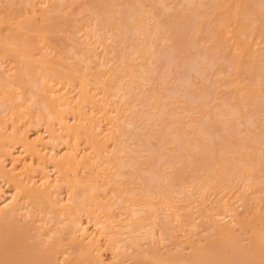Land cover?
<instances>
[{"label": "rangeland", "instance_id": "rangeland-1", "mask_svg": "<svg viewBox=\"0 0 264 264\" xmlns=\"http://www.w3.org/2000/svg\"><path fill=\"white\" fill-rule=\"evenodd\" d=\"M56 1H54V0H0V42H1L0 43L1 44L0 45V135H1L0 136V142H1L0 143V150H1L0 151V206L3 205L2 207H0V209L5 207L6 203L11 201V199L14 196L13 194L16 191L14 182L12 180H10L11 178H10V176L8 174V172L11 171V170L15 174H17L18 177H20V178H24V179L25 178L26 179L30 178L31 181L37 180L36 182L38 183V185L43 184L45 176L47 175V177H46V179L48 178L47 182H48V180H49V182L53 181V183H50V184H53V185H51L53 187L50 188L51 195L53 194L52 197L54 199H56V200L60 199L59 201H62V199H63V202L62 203L60 202L62 205H65V204L67 205V203H68V205L72 206V203L73 204L76 203V205H78L79 207L74 204L73 208H75L76 211L74 212L73 209L72 210L70 209L74 213L69 210L71 213L69 212L68 213L69 215L68 214L67 215L64 214V216H63V214L60 215L61 213H57V211H54L53 207L50 206L51 204L50 205H48V203H45V204H42V203L39 204L38 203V204H36V202L34 200H32V198H28V197L24 198L21 201L22 208L18 212L19 214L17 213L15 216H13V219L15 218L14 219L15 221L14 220L13 221H14V225L16 224V227L15 226H13V228L10 227L9 231H8L9 226L7 225V228L5 227L6 228L5 232L7 230V234H3V235L4 236L6 235L8 237L10 243H6L7 245L2 246V247L0 246V255L2 256V259H3V260H1L0 264H2V263L6 264V263L9 262V260H11V261L8 264H10V263L13 264L16 261H21V259L19 260L17 257H19V258L23 257L24 258L23 259L24 262L21 261V263L23 262L22 264H28V263H30L32 261V259L36 261L35 263H33V261H32L33 264H39L38 262L42 263L43 261H45V262H43V264H45L46 263V259H45L46 256H44L45 255V251L44 250H46V249H51V250L53 249L52 251H54V254L56 255V256L54 255L55 258L58 259V260H56V262L58 261V264H65V263L66 264H130L133 261L132 259H134L133 256L134 255L135 256L136 255L139 256L138 254H141V252L143 250L145 251V254L148 252L147 255H150L149 253H151V256L152 255H156L157 253H161L160 254L161 257H166L165 254L168 253V252L170 254V253H172V251H173V254H176L177 253V252H175L176 250L179 251V252L182 251V254L183 253L188 254L189 252L192 251V248L194 246H205L207 241H209V243H211L210 241L212 240L211 239L212 235H213L212 237H213L214 240H215V238H214L215 236H217L216 239H221L222 238V237L218 238V236L219 237L222 236L221 233L219 234V231H218L219 227L218 228L216 227L218 230H216L214 228L216 225L214 226L213 224H215L216 222L221 223L222 224V225L220 224L221 227L224 225V223H226L227 225H231V226H229L230 228L232 226L234 227V229L237 228L236 230H238V232L236 230L232 229L233 231H235L236 235L238 234L239 237L241 235L242 238L245 235L247 236V237L245 236L243 239L240 238L241 239L240 241L242 243L247 241L248 239H245V238H248V233L250 235L251 231L249 230V228L246 227L245 224L247 222H251L252 219L256 220L258 218L261 219L260 221L264 222V169H263V167H264V147H262L263 145L261 146L260 144H258V146H257V143L255 144V142H254L258 138V134L262 133L261 130L262 129L264 130V121H263V118H264V115H263L264 114V102H262V100H260L259 98H257V100L256 99L252 100L251 98L253 96L256 98V96H255L256 94H252L251 95L252 97L250 96L249 98H242V96L245 94V91H243L244 92L243 93L242 90L237 91L236 89L234 90V88L238 84H245V83L254 82L253 84L258 83L259 85L258 84L257 85L255 84V85L257 86V88L259 86L258 89H260V90H262L264 92V89H263L264 88V85H263V83H264V74H263L264 73V67L262 66V65H264V25H263L264 19H263V17H261V15L255 13L256 11L258 12V9L261 10L258 13H260V14L262 13V8L264 7L262 2L264 0L263 1L262 0H259V1L258 0H240V1L238 0L239 3H237V0H199L200 2L198 0H193L195 2L190 0L193 3L190 2L189 0H184V1L183 0H142V1L139 0V2H137L138 0H133V1L131 0L133 2V4L131 3L132 5H136V7L140 8L141 11L145 10V14L144 13L143 14H144V16L146 15L145 17L147 19L145 18L144 21L147 20V21H145V23L148 24V27H149V30L147 31V34H145V38H146L145 41L147 40L148 45L144 46V51H147V52H144V53L142 52L141 55L140 54L138 55L139 57L135 56L136 57V59H135L136 62H134V63H136V65L134 67L130 66V64H132V62H130V64L126 66V68L128 69L127 70L128 72H131V69H132V72H135V74H136V78L138 77L137 80H135V84H134V87H133L135 90L133 88H131L133 90H130V92H128L125 96H124V94L122 95V90H120L118 92L120 97L117 95L116 98H115L114 95H109V96H107L109 99L106 97V94L108 93L107 91H105V93H106L105 94V99H104V94H103V89L105 87L103 85V82L108 80L109 77H110L109 76L110 74L108 75V71L109 70L107 71V73L105 72L106 69H108L109 67H107L105 65L102 66V65H103L104 61H105V63L107 62V64H109L110 66L116 65V64L118 65L119 62L117 61V56H115V55H120L119 53H120L121 50H122L121 51L122 53L125 52L124 51L125 48L130 49L132 44H133V42H135V40H136L135 38L137 37L136 36L137 31L134 32L133 28L129 29L130 26H129V28L128 27L124 28V26H126L128 24V22L130 24L131 23L130 21L133 20V19L131 20L129 17L127 18L128 20L126 19L127 15H128L126 13V11L127 10L130 11L131 8H132L130 3H129V1L127 2L126 0H120L118 2L117 0H113L114 1V3H113L112 0H109V1H112V5L113 6L112 5L110 6L111 3H108L109 1L106 2L107 4L103 6L104 8L108 7V8L112 9V10L110 9V11L107 13L109 17L112 16L111 19L113 18L114 15L116 16V17H114L112 19L113 27H114V28L112 27V29L113 30L115 29V30L111 31V32H112L113 36H114V34H115V37H116V35H118V36L116 38L113 37L114 40H112V41H111V39H112L111 36L109 37V35H108V34H111V33H109L105 27H103V29L101 28L104 25L101 24V23H99V24L95 23L97 21L99 22L98 19H100L99 18L100 17L99 13L101 12L100 11L101 9H99V12H98V8H100V6L98 4L95 5V7L97 8V11L95 10L96 9L95 7H94L93 11H92V8L91 9L89 8L91 5L92 6L94 5V1H97L99 3H100V1H102V3H103L104 2L103 0H93V1L91 0L93 2V4L88 2L90 0H62V1L61 0L60 1L56 0ZM115 1H117V2L115 3ZM187 1H189V3ZM28 2H29V4H28ZM87 2L89 4H91V5H89ZM241 2L243 4H241ZM139 3H140L141 6L139 5ZM122 4H123V6H122ZM58 5H60V6H58ZM159 5H162V8L168 14H165V12L161 8V6L158 8V11H157V7ZM167 5H168L169 9H168ZM178 5H180V6H178ZM258 5L259 6L261 5L262 8L258 7ZM87 6H88V8H87ZM101 6H102V4H101ZM129 6H130V8H129ZM181 6H184V7H181ZM239 6H241V7H239ZM103 7H102V9L105 11L106 8L104 9ZM234 7L236 8V10L234 9ZM255 7H257L258 9L257 8L255 9ZM138 8H136V9H138ZM146 8H148L149 11ZM171 8L175 9V10H172ZM177 8L180 9L179 10L180 12L178 11ZM122 9L124 10V12L127 15L124 12H122ZM160 9H162V10H160ZM183 10H184V14L186 12V14L188 16L186 14L183 15ZM229 10L234 15L230 14ZM238 10H239V12H238ZM104 11H102V12H104ZM129 11H127V12H129ZM152 11L154 12V14L152 13ZM171 11L172 12L174 11V13H172ZM235 11H237V12H235ZM96 12H98L97 15H96ZM114 12H115V14H113ZM201 12H202V14H200ZM175 13H176V15H175ZM236 13H238L239 17H236L237 16ZM164 14H165V18H164ZM170 14L173 16V18H172V16L170 18H168V16ZM227 14H228V16H227ZM194 15H197V17H193ZM123 16L128 22L121 18ZM174 16H176V17H174ZM240 16H242V17H240ZM188 17H190L189 20L187 19ZM115 18H118L117 21H115ZM160 18H162L163 20L160 19ZM176 18H178V20ZM183 18H185V20ZM224 18L227 21L229 20L228 23L225 20L226 25L228 26V27L227 26L225 27L226 31H224L225 29L222 30V27H221V26L225 25V22L224 23L222 22V21H224ZM120 19L124 20L127 24H124L125 22H123ZM129 19H130V21H129ZM157 19H160L161 21L160 20L156 21ZM164 19H166V21H168V22H166L167 25H165V28L163 26L164 24H162V23H165ZM235 19H237V21H239V23H243V21L247 20V22L246 23L244 22V24H245V28H246L245 30H248V31L242 30V32H244V33H241V30H239V28H238V30L240 32V34H239L237 29H236L237 22L235 23V21H236ZM191 20L193 22H191ZM195 20H197V21L195 22ZM90 21L91 22L94 21V23L93 22L91 23ZM114 21H115L116 24L114 23ZM184 21H185L186 24L184 23ZM121 22H123L124 25ZM173 22H175L174 24L177 23L176 24L177 26H175L173 24ZM159 23H160V25H159ZM201 23H203V24H201ZM249 23H251V25ZM93 24L95 26H93ZM96 24H97V26H96ZM170 24L173 25V26L171 25L172 28L174 27L173 29H171V27L169 26ZM183 24H185L188 28L185 25H183ZM193 24H194V26H193ZM200 24H201V26H200ZM99 25H100V27H99ZM122 25H123V27L121 28ZM132 25H133V23H132ZM132 25H131V27H133ZM161 25H162V27H161ZM188 25H190V26H188ZM150 26H152V27H150ZM93 27L94 28L96 27L95 30L93 29ZM118 27H120V28H118ZM210 27H212V28H210ZM104 28L106 30H104ZM151 28H153V29H151ZM99 29L101 31L103 30V32L104 31L108 32V33L104 34L105 37L107 36V38L108 37L111 38L110 40L108 38L109 42H107V40H106V43L107 44L109 43L108 45L105 44V42H103V40L101 41L98 38V33L97 32H98ZM120 29H123V30H120ZM124 29H126V30H124ZM207 29H209V30L206 31ZM231 29H232V31H231ZM218 30H220V31H218ZM221 30L226 35L224 33H223L224 34L223 35ZM228 30H229V32H228ZM91 31H93V32L97 31L96 32L97 36L95 35V33L91 32ZM180 31H182V32H180ZM133 33H135V34H133ZM204 33L207 36H205ZM234 33H236V34H234ZM218 34L219 35L221 34V35L219 36ZM146 35H148V36H146ZM185 35H187V36H185ZM198 35H199V38H198ZM235 35H236V37H235ZM122 36L124 38L123 40L120 39V38H122ZM132 36H136V37H132ZM152 36H154V37H152ZM181 36H182L183 39L186 38L185 39L186 43H185V40H184L183 41L184 44L183 45L181 44V47L185 46V48H177V47H175L177 45H175V46L173 45V43L177 44L175 39L177 40L180 37V40H181ZM221 36H222V38L224 37V39H223L224 42L222 41ZM151 37L154 38V39H152ZM216 37L220 38V41H219V39L217 40ZM226 37H228V39ZM239 37H241L242 40ZM147 38L151 39L150 40L151 43L149 42V40ZM163 38H164V40H163ZM232 38H236L235 39L236 41L234 39L232 40ZM132 39H135V40H132ZM1 40L4 41V43H3L4 45L2 44ZM159 40L161 42H159ZM243 40H244L245 43L248 42V44L246 45V46H248L247 47L248 49H246V47H243V46H239L238 47V45L243 43ZM99 41H101V42L99 43ZM172 41H174V42L172 43ZM215 41H217V42L219 41L220 44H218ZM231 41H233V43ZM238 41H239V43H236ZM152 42L154 43V45H152L153 44ZM124 43H125V45H124ZM245 43H243L242 45L245 46ZM84 44H86V45H84ZM144 44H146V43H144ZM149 44L152 46V48H150L151 46ZM170 44L173 45V46L172 45L171 46L174 49L176 48L175 49L176 51L170 52L171 49H172ZM106 45H107V48L105 47ZM109 45H110L111 48L108 47ZM85 46H87L88 48L85 47ZM121 46H123V47H121ZM214 46H215V48H214ZM223 46H225V47H223ZM211 47L216 49V51L214 49H212ZM241 47L243 49H241ZM5 49H7L8 51L6 52ZM84 49H86L87 51L89 50V51L86 53V51ZM162 49H164V51ZM211 49L214 50V51H212ZM244 49H246L247 52H246V50L244 51ZM14 50H15V52L13 53ZM90 50H91L92 54H91ZM186 50H187V52H186ZM255 50H258V51H255ZM105 51H106V54L104 53ZM127 51H126V54H127ZM150 51H151V53H150ZM155 51H158V52H155ZM210 51H212V52H210ZM188 52H189V54H188ZM97 53L98 54L100 53V54L98 55ZM156 53H159V56H158V54L156 55ZM186 53H187V55H186ZM107 54H109L108 55L109 57L105 56ZM151 54H153V55H151ZM166 54H168L167 55L168 58L166 57ZM170 54L172 56H170ZM254 54H256V55H254ZM26 55L31 60L30 59L28 60L27 59L28 57H25ZM154 55H155V58L157 60L153 57ZM160 55L161 56L163 55V56L161 57ZM243 55H244L245 58L243 57ZM174 56L177 57V58H176V60L172 59L173 62H171V58H174ZM182 56H183V58H182ZM103 57L109 58L110 60L106 59V58L103 59ZM152 57L156 60L155 64H152V63L155 62V61H153L154 59L152 60V63H150ZM206 57H207V59H204L205 60L204 61L203 58H206ZM236 57H238V58H236ZM88 58H89V60H87ZM80 59H81V61H80ZM93 59H95L96 61L93 60ZM199 59L202 60V61H200ZM251 59H253V60H251ZM82 60H83V62H82ZM115 60H116V62H114ZM169 60H170V62H169ZM189 60H191V63H189L190 62ZM195 60H197V61H195ZM234 60L236 62H234ZM240 60H242V63H241ZM25 61L28 64V65L26 64L27 65L26 66V70H25V67L23 66L24 65L23 62H25ZM94 61H95V63H94ZM98 61H99L100 65H99ZM161 61H163V62H161ZM192 61H194V62H192ZM198 61H200L199 64H198ZM244 61H246V62H244ZM39 62H40V64H39ZM112 62H114V63H112ZM201 62H202V65L200 66ZM237 62L241 63L242 67H241V65H239V66L241 67L242 71H244L243 67L245 68V66H247L248 68L246 67L245 70L250 71V72H246V71L242 72V71L238 70L239 66L237 65L238 67H236V65H234V63L237 64ZM22 63H23V65H22ZM90 63L91 64L93 63V65H91ZM165 63L166 64H168V63L170 64L171 63V64L166 66ZM187 63H189V64H187ZM194 63H196L197 66H199V68H201V70L199 68L195 69V68H197V66ZM252 64H253V67H251ZM260 64H262V65H260ZM90 65H91L90 69H92V70H90L89 68L87 69V67H86V66H90ZM137 65L140 66V67H138ZM143 65H145V66H143ZM164 65H165V67H164ZM171 65H172L173 68L171 67ZM175 65H176V67H175ZM180 65H181V67H180ZM185 66L188 67V68H186ZM43 67L44 68H48V69H44V70H52L50 72H53L54 74H57V75H61V77L63 76L62 73L65 72L66 75L68 74L67 75L68 76V80H69V77L71 78V76L74 79V78H77L78 75L84 74L85 72H88V73H92L93 72L92 74H94L96 78H99V79L101 78L102 80L98 79L99 81L97 82L96 78H94V75H93V79H92V75H89V76H91V78L88 76L91 79V82H90L89 78L87 77L88 80H89L88 84L91 83L92 85L91 84L89 86L85 85V86H87V89H85V87L83 89L82 86L79 83H77L78 81L76 79H75V81L72 80L71 81L72 83L70 82L72 84V86H71V84L68 85L69 81H68V83H67V81L66 82L64 81L65 83H67V84H65L62 80H59V79H57L54 76H53V79L46 81L44 79V77H42L43 73L41 71H43ZM94 67L98 68V69H101V68L102 69L101 70H97V69L95 70ZM103 67H105V68L103 69ZM155 67H156V69H155ZM167 67H169V68H167ZM179 67L182 68V69H180ZM234 68L237 69L236 72H235ZM259 68H260L261 71L259 70ZM72 69L76 70L77 73L75 74V73H73V71H70ZM135 69L136 70L138 69L137 70L138 73H136ZM163 69H164V72L161 73L163 71ZM168 70H170V71H168ZM100 71H104L106 74L104 72L102 73ZM144 71H145L146 74L144 73ZM237 71H240V72H237ZM94 72H96V73H94ZM157 72L159 73V76H158ZM166 72H167V74H166ZM99 73H101V74H99ZM124 73L126 74V72H124ZM152 73H154V74H152ZM229 73H230V75H228ZM246 73H249L250 75L246 74ZM163 74L167 75V78H166V76H163V78H164L163 81L161 79V81L163 82L162 83L160 81V78L158 79V77H160V75L162 76ZM254 74H256L257 76H255ZM187 75L189 76V78H188ZM147 76H149L150 78L147 77ZM156 76H158V77H156ZM227 76H228V78H227ZM127 77H125V78H127ZM144 77L146 79H144ZM229 77L231 79H229ZM247 77H248V80H247ZM118 78H116V76H115V78H113V79L115 80V79H118ZM234 78H236V79H234ZM249 78H250V80H249ZM254 79H255V81H254ZM114 80H113V82L109 81L111 83V87L114 84ZM183 80H186V81H183ZM49 81H50V83H49ZM116 81L117 80H115V82ZM178 81H181L183 84L181 82L178 83ZM229 81H230V83H227ZM10 82H11V84H10ZM95 82H97V83H95ZM109 82L107 83L108 85L106 87L110 88V86H109L110 83ZM137 82H138V84H137ZM224 82L227 83V84H225ZM47 83H49V84H47ZM64 84H65L66 87L64 86ZM97 85H99V86L97 87ZM185 85H187V86H185ZM49 86L52 88V91H56L55 93H57V94H55V93H53V95L50 94L51 90H46V88H48ZM142 86H143V88H142ZM50 87L48 89H51ZM138 87L140 89V92H138L139 91ZM167 87H169V88H167ZM170 87L171 88L173 87V88L171 89ZM178 87H179V89H178ZM109 88H107V89H109ZM150 88H151V90H150ZM84 90L87 91L86 92L87 94L91 93L90 96L88 94V96L90 98H87V100H85L86 102L81 100L83 95H84V93H83ZM109 90L112 91V88H110ZM48 91H50V93ZM67 91H68L69 95L66 94ZM143 91H144V93H142ZM152 91L153 92L155 91V92L152 93ZM159 91H161V92H159ZM240 91H241V94H239ZM61 92H62L63 96H62ZM64 92H65L66 95L64 94ZM129 93H131V94H129ZM160 93H162V94L160 95ZM58 94H60L62 96V98H64V96H66L65 100L67 102L64 99H63L64 100L63 101L62 98H59L60 101L62 100L63 102L62 103H57V102H59V100L56 97H61V96H58ZM79 94H80V96L78 97L77 95H79ZM146 94H149V95H146ZM155 94H156V97L158 99L155 97ZM55 95H57V96H55ZM121 95H122V98H121ZM163 95H166V96L163 97ZM76 96H77V98H76ZM133 96H134V98H133ZM150 96H152V98ZM168 96L171 97V99H168L169 98ZM174 96H175V98H174ZM93 97H95L96 100H94L95 102L92 104L91 101H92V99H94ZM142 97L144 98V100H143ZM147 97L150 98V99H148ZM136 98H138L141 102L138 101V99H136ZM154 98L157 99L158 101H160L161 99L162 100L166 99L165 102H167L166 105H167L168 114L172 115V116L170 115V116H168L166 118L168 120H166V122L164 123V127H162L163 126V124H161L162 122L159 123V121L155 120V118H154V117H156V115H155L156 112L155 111L159 110L158 107L160 105V104L157 105L156 102L152 103ZM69 99H70V101H69ZM187 99H188V101H187ZM12 100H13L14 103L11 102ZM50 100H51V102H50ZM56 100H58V101H56ZM132 100H134V101L132 102ZM179 100H180V102H179ZM72 101H73L74 104L72 103ZM130 101H131L132 104L134 103V105L131 106ZM145 101L147 102V104H145L146 103ZM171 101H172V103H171ZM190 101H191V103H190ZM212 101H213V103H211ZM53 102L54 103L56 102V103L54 104ZM64 102L67 103V107L68 108L65 107L66 103H64ZM69 102H71V103H69ZM168 102H170L171 105L168 104ZM181 102L183 103V105H182ZM99 103L100 104L103 103V104L100 105ZM115 103H117L116 106H115ZM7 104H9V106ZM10 104L12 105V107L14 105L16 110L14 109L12 111L13 108L10 107ZM56 104H58V106H55ZM62 104L65 105L64 107L66 109H63V105ZM79 104H82V105H79ZM152 104H154V106H152ZM174 104L176 106H180V108L177 107L178 108L177 109ZM188 104L191 105L192 107L193 106L194 107L191 108V106H189ZM250 104H252V105H250ZM59 105H61V106H59ZM91 105H93L95 108L93 109V106H91ZM110 105H111V107H110ZM112 105H114V106H112ZM184 105H186V106H184ZM212 105H213L214 108H212ZM230 105L231 106H235V107H231ZM52 106H53V108H52ZM69 106H71V109L69 108ZM119 106H121L122 110L125 111V112H123V116L121 117L122 119H124V121L122 119L120 121L123 124L122 126H124V128H123L122 131H120L121 134L118 133V131H117V136H118L117 137L116 134H115L116 132H113L115 130H111V128L112 129H114V128L111 127L113 125H111L112 123H110V121H108V119H110V118L107 117V115L108 116L111 115V116H115L116 117L117 108ZM257 106L258 107L260 106V107L258 108ZM7 107H9V108H7ZM114 107H116V108L114 109ZM138 107H140L142 109H140ZM152 107H153V109H152ZM174 107H175V109H174ZM236 107H237V111L233 110V109H236ZM72 108H73V110H72ZM80 108H81V110H80ZM137 108L139 109V111H138ZM194 108L197 109V110H195ZM228 108L229 109L232 108L233 111L232 110L230 111ZM131 109H135V110H131ZM170 109H173V110H170ZM184 109H185V112H184ZM64 110H66V111H64ZM226 110H228V112H226ZM61 111H62V116L60 115ZM75 111H77L79 113H77ZM106 111H108V112H106ZM151 111H153L155 114H153V112H151ZM188 111H189V113L191 115L193 114V116H190V114L188 115V113H187ZM10 112H12V113H10ZM157 112H159V111H157ZM209 112H211V114H209ZM48 113H49V115H48ZM81 113H83V114H81ZM148 113L149 114L152 113V114L149 115ZM232 113H233V115H230ZM58 114L60 115L61 118H64L62 120H65L66 122L62 123V120L59 119L60 117L58 116ZM128 114H129V116H128ZM139 114H141L142 116L139 115ZM173 114H175V117H173L174 116ZM213 114L217 115V116L215 117ZM240 114H242V115H240ZM87 115H88V117L86 118ZM153 115H155V116H153ZM205 115H207V116L209 115V116L207 117ZM245 115H247V116H245ZM89 116L90 117L94 116V117L90 118ZM137 116H138V118H137ZM152 116H153V120L151 118ZM181 116H182V118H181ZM184 116H185V118H184ZM186 116L187 117L190 116V118H189L190 120ZM213 116H214V119H213ZM230 116H232L233 121H235V122H233V125H232V120H230L231 119ZM204 117H205V119H204ZM219 117H220V119H219ZM56 118H58L60 121L58 119H56ZM105 118H106V120H105ZM144 118H145V120H144ZM148 118H149V120H148ZM47 119H48V121H47ZM89 119L91 120V122H90ZM112 119L113 118L111 117V121H112ZM127 119H128L129 123L127 122ZM171 119H173V120H171ZM192 119L193 120L195 119L194 122L191 121ZM221 119H222V121H220ZM146 120L149 121V122H147ZM170 120L172 121V123H171ZM228 120H229V122H228ZM249 120L252 123L251 122L249 123ZM135 121H137V122H135ZM188 121H190V122H188ZM203 121H205V122H203ZM82 122H84V123L82 124ZM89 122L94 127H91ZM130 122L132 123V125H131ZM191 122L194 124V126H193V124ZM196 122H197V125H195ZM246 122H247V125H246ZM261 122H262L263 125L261 124ZM76 123H78V124H76ZM87 123H88V125H86ZM95 123H96V125H95ZM154 123L156 124V126H155ZM224 123H226V125H224ZM65 124L67 125V128H68V126H70V129H66V127H65L66 125ZM79 124H81V127L83 126L82 129H78V130H80V133L82 134V135H79L80 139H79L78 136H76V135L74 136L75 132L73 130L74 127H75L74 129H77L76 126L79 125ZM84 124L87 127H85ZM158 124H159V126H157ZM165 124H168L167 125L168 127ZM169 124H171V125H169ZM184 124H186V125L189 124V125H187L188 127L186 126V129H184L185 128ZM221 124H223V125H221ZM229 124H231V125H229ZM250 124H252V125H250ZM63 125H65V126H63ZM144 125H146V126L144 127ZM150 125H151V127H150ZM237 125H239V126H237ZM181 126H182V128H181ZM197 126H198V130H197ZM200 126H202L201 129H200ZM221 126H223V127H221ZM227 126H228V128L230 126H232V127L234 126V127L233 128L231 127L230 128L231 130L229 131L227 129ZM259 126H261V127H259ZM171 127H172V129H171ZM91 128L92 129L94 128V131L97 132L98 136L102 137V138H98V136H97V138L100 139V141H102V140L106 141V144L103 143V145H104L103 149L105 151L104 150H99V153H96L97 151L94 153L95 149L91 145H88L89 142H88V139H87V136H86L87 135L86 132L89 131V129H91ZM145 128H146V130H145ZM175 128L176 129L178 128V132L176 131ZM83 129H84V131H83ZM109 129L112 132L109 131ZM147 129H148V131H147ZM151 129H153V130L149 131ZM181 129L182 130L184 129L183 132H182ZM187 129L192 130V131L194 129V131L192 132V135H194V136H192L194 138V140H192L193 139L192 137H190L189 140L187 138H186L187 140H185V137L182 135V133H184V131H186ZM14 130H16V132ZM53 130H54V132H52ZM72 130H73L74 134H73ZM85 130H86V132H85ZM140 130H141L142 133L140 132ZM142 130H144V132ZM172 130H173V133L171 132ZM201 130H202V132H201ZM66 131H68L67 132L68 134H66ZM164 131H166V133ZM198 131H200V132H198ZM217 131H218L219 135L217 134ZM220 131H221V133H220ZM12 132L15 133V134H13ZM17 132H19V133H17ZM20 132L22 134L24 133V134L27 135V137H28L27 144L25 142H24L25 143L24 144L22 142V140H19L20 136H19V139L15 138L16 134L22 135V134H20ZM151 132L152 133L154 132L153 133L154 135ZM169 132H170V134H169ZM209 132H210V134H209ZM253 132H254V134H252ZM69 133H70V135H69ZM106 133H109V134H106ZM113 133H114V136H112V138H113L112 139L110 137V135L113 134ZM171 133H172V135H171ZM178 133L180 135H178ZM105 134H106L107 137L104 136ZM141 134H143V137L144 136H146V137L143 138ZM147 134H149V135H147ZM165 134H167V135H165ZM174 134H176V136H178V137H176L177 141H178L179 137L181 138V136L184 139V141H182L183 139L181 138V140L179 139L180 141H178V142L175 141L176 143H173L174 142V138H175ZM195 134H196V136H195ZM199 134L200 135L203 134V135L200 136ZM216 134L218 135L217 137H215ZM18 135L16 137H18ZM150 135H153V136H150ZM205 135H207V136H205ZM7 136L9 138L11 137L12 139L10 138L11 139L10 140ZM134 136H136V137H134ZM209 136L212 139H209L208 138ZM224 136H225V138H224ZM75 137H76V139H75ZM157 137L158 138L160 137L161 139L159 138V140H158ZM162 137L164 138L163 140H162ZM166 137H167V139H166ZM199 137L201 139H199ZM234 137H236V139ZM251 137H253V138H251ZM36 138H37V140H36ZM40 138H42V140ZM70 138H71V140H70ZM172 138H173V140H171ZM205 138H208V141H206L207 139L205 140ZM221 138H222V140H221ZM138 139L140 140V146L138 145L139 147L137 146V144H134V143H137L136 141H139ZM152 139H154V140H152ZM247 139H249V141L250 140L253 141V144H255V145H253L252 142L250 141V144H252L250 146L249 145V141ZM85 140H86L87 143L84 142ZM116 140H117V142H116ZM142 140H143V142H142ZM190 140H192V141H190ZM195 140H196V142H195ZM227 140L230 141V143H228L230 147H227L228 146L227 145V142H228ZM235 140H236V142H235ZM7 141H9V142H7ZM41 141H43V142H41ZM70 141H72V142H70ZM155 141L157 143L159 142L158 143L159 145L164 144V145H162V147H164L166 145L165 146L166 153L164 152L165 149L160 147ZM167 141H170V142H167ZM199 141H200V143H199ZM218 141H219V143H218ZM222 141H224V142H222ZM246 141H248L247 144H246ZM39 142L42 145V148L41 147L39 148V149H41L42 153H40L41 155L38 154L39 156L34 153V155H35L34 156L33 152L29 149V147H30L29 145L31 144V147H33V146L36 147L37 146V148H38L39 146H41L39 144ZM102 142H104V141H102ZM150 142H151L152 146L154 144L156 145V146L154 145L155 148L157 146H159V149H157V151H158V154L159 153L161 154L160 158L155 155L154 156V160H152V159H149V158L145 157L146 156V152L144 150H143L144 152L141 150L142 153L139 151L140 149H143V147L145 148V146L149 143L147 145V147H146V148H148L149 145H150ZM207 142L209 144H207ZM237 142H239V143L242 142L243 144L245 143L246 145L244 144L245 145L244 149H246V150H247V148H249V146L251 147V149H248L246 151L247 153H243L241 155L237 153V156H238L237 157L238 158L237 161L238 162L235 161L236 160L235 156L232 157V155H231L232 153L230 154L229 153L230 151L228 152V150H230L228 148L233 149V146L235 144H239ZM72 143H73V145H72ZM123 143L127 144L128 146L127 145H123ZM201 143H203V144H201ZM220 143H222V144H220ZM77 144H79V145H77ZM118 144H119V146H118ZM141 144H143V145H141ZM175 144L177 145V147H175L176 146ZM205 144H207L209 146H207ZM224 144H226L227 148L225 146H223ZM116 145H117V147H116ZM181 145H183L182 146L183 149H181L182 148ZM194 145H197V146L194 148ZM203 145H205V146H203ZM24 146H27V147L24 148ZM72 146H73V148H72ZM112 146H115V147H112ZM152 146H151V148H152ZM154 146H153V149H154ZM253 146L255 148H257V149L253 148ZM199 147L204 148L205 150H203V149H201ZM245 147H247V148H245ZM87 148H89V149H87ZM118 148L121 151H119ZM127 148L129 150H127ZM135 148L136 149L139 148V149H137V152H136ZM151 148H148V149H151ZM187 148H189L190 150L189 149L187 150ZM234 148H240V144L239 145H235ZM25 149H26V151H25ZM160 149L161 150L163 149L162 152H160L161 151ZM168 149H170L172 152L170 150H168ZM177 149H178L179 153L177 152ZM218 149H221L222 152H219L220 150H218ZM223 149H224V151H223ZM259 149H260V152L258 151ZM70 150H72L73 153L76 151L77 155H79V154L82 155L84 153L87 154L89 152L91 154V156H90L89 153H88V155L90 157H92L93 160L91 161L90 165H88V163L85 162L84 167H83V164L81 163V165H79V167H77V168L76 167L75 168L70 167L66 172H62L53 163L54 162V158L60 159L62 157V155H65V153L69 154ZM92 150H94V151H92ZM211 150H212V152H211ZM250 150H252L253 152H251ZM72 151L70 152L71 154H72ZM101 151L104 152V153H102ZM109 151L111 152V155H110V153H108ZM188 151L191 152V156L192 155H194V156H192V157L190 156L189 157L187 155H184V154H186L185 152H187V154H189ZM200 151H201V153H200ZM112 152H114V156L116 155L115 156L116 158H114ZM135 152L138 155H136ZM192 152H193V154H192ZM203 152H204V154H203ZM217 152H219V153H217ZM254 152L257 153V155L255 153V156H256L255 158H254V155H253ZM180 153L184 157H182V155H179ZM199 153H200V155H199ZM10 154H12V156H15V155H17V156L14 158V157H11ZM105 154H109V155L104 156ZM201 154H202V156H201ZM245 154L246 155L248 154V155L245 156ZM81 155L79 156V159L81 158ZM101 155H102V157H101ZM212 155L213 156H215V155L218 156L219 155L220 156V157L218 156L219 158H221L223 156V158H221V159H228V158L232 157L231 160L232 161L234 160L233 162L235 163V166L236 165L237 166L240 165L241 168L244 169V170H246L245 169L246 166L248 168V166H250V167L252 166L253 167V165L254 166L256 165L255 167H257V168L254 167V169H255L254 172L253 171L251 173L248 172V176H250V178L247 177V175H246L247 172L246 173L244 172L245 176L243 174V178L241 176L240 178L238 177L239 179H237L236 175H235V177H233L234 174H233V176L228 177L229 178V180H228L229 182L227 184L228 187H227V185L225 187H223V186L219 187V185L218 186L215 185V187L214 186L210 187V185H208V187L207 186L203 187L204 184L206 185V183H204V184L201 183V182L197 183V182H195L196 181L195 179H199L200 176H201L200 178L202 179L203 174H205L204 171H206L207 168L204 167L205 165H202L203 163H206V162L214 163L213 160L212 161L209 160V159H213ZM21 156H22V158H20ZM49 156H52V157H49ZM109 156H112L114 158V160H113V158L110 160ZM175 156H177V157H175ZM197 156L199 158H197ZM204 156H207L206 160H204ZM209 156H212V158L211 157L209 158ZM169 157H170V161L168 160ZM224 157H226V158H224ZM105 158L107 160H105ZM137 158H138V160H137ZM171 158H173V159H171ZM242 158H244V159H242ZM257 158H258V160H257ZM84 159H85V157L82 160H84ZM98 159H100V160H98ZM134 159H135V161H134ZM144 159H146V162H145ZM158 159H161L160 162L157 161ZM192 159H193V162H192ZM196 159H198V160L201 159L202 161H200V160L198 161ZM12 160L14 161V163H13L14 165L12 164V162H13ZM23 160H24V164L25 165L23 164ZM52 160H53V162H52ZM182 160H183V162H182ZM194 160H196V162ZM207 160H209V161H207ZM154 161L158 162L159 164L157 165V163H155ZM242 161H246V162L249 161V162L248 163H244ZM137 162H139V163H137ZM170 162L173 165H170L171 164ZM240 162H242L243 164L240 163ZM251 162H253V163H251ZM126 163H127L128 166L126 165ZM180 163H181V165H180ZM153 164H154V166H153ZM95 165H96L97 168L96 167L94 168ZM104 165H106V166L108 165L109 167L108 166L106 167ZM121 165H123L124 167L121 166ZM15 166H17V167H15ZM27 166H28V168H27ZM80 166H82V167H80ZM100 166H101V168H100ZM148 166H150V167H148ZM198 166H201V167H198ZM1 167H3V168H1ZM12 167L14 169H12ZM90 167H92V168H90ZM111 167H113L112 170L110 169ZM130 167H132L133 170ZM169 167H170V169H169ZM25 168L28 171H25L26 170ZM104 168H106V169H104ZM149 168H150V170H149ZM165 168H167L168 170L165 169ZM7 169H9V171ZM56 169L58 171H56ZM97 169H98V171H96ZM242 169H241V171H242ZM258 169H260V170H258ZM261 170H263V171L261 172ZM157 171H158V176H157V178H154L157 175V173L155 174V172H157ZM165 171H168V172H165ZM16 172H19V173H16ZM43 172H45V175H44ZM60 172L62 174H65L64 175L65 178L63 176H61ZM102 172H104V173H102ZM113 172H116V173H113ZM169 172L171 173V175H170ZM172 172H174V173H172ZM24 173L28 177H26L24 175ZM111 173H113V174H111ZM159 173H160V175H159ZM161 173H163V176H161L162 175ZM21 174H22V177L20 176ZM103 174H105V175H103ZM107 175H108V178H107ZM151 175H152V177L154 176L153 177L154 179H152V181L154 180V183L151 181V187H152V184L154 185L155 183H157V184L155 186H153V187L158 186V182L159 181L158 182H156V181L160 177H163L162 179L160 178L163 182L162 183L159 182V184H160L159 188L161 190H165V187L167 188L169 185H170L169 186L170 188H171V186H175L176 185L175 186L176 188H174V187L171 188V189H175L174 193H173V190L171 192V193H173L171 195V197L173 196L172 197L173 199L170 202L172 205L170 204V205L167 206L166 203L164 204L162 201H161L162 203L158 202V199H156V198H158V196L155 199L152 198V200H153V201L151 200L152 202L151 201H147V200H150L151 198L150 199L146 198L145 200L142 199V201H144V202H142L141 200H138V202L136 203L135 207L140 205V208L137 207V209L138 210L139 209L140 210L143 209L141 211V215L142 216H147L146 217L147 220L145 219V221H143L144 223L143 222L140 223L141 225H143L142 226L143 228H137V231L131 232V222L130 221H129V223L126 222V221H128V219H126V217L128 215H125V213H126L125 210H124L125 212L123 211L124 207H126L125 205L129 206L130 203L128 202L129 204H126L127 200L125 201V199L130 195L131 192H129V191L132 190L131 188L134 187L135 185H136L135 189H133L135 191H134L133 194L134 195L136 194L137 198L141 199L140 197H141L142 193L141 194H139V193L142 192V190H143L142 189L143 188L142 179L143 178L144 179L147 178L146 180H148V178H151ZM172 175H173V177H172ZM105 176H106V178H105ZM123 176H125V177H123ZM186 176H188V177L186 178ZM253 176H254V178H251ZM33 177H34V179H32ZM67 177L70 178V179H68ZM178 177H180V178H178ZM119 178H121V179H119ZM164 178H166V179L163 180ZM173 178H174V180H173ZM230 178L232 180H230ZM42 179H43V181H42ZM46 179H45V181H46ZM110 179H113V180H110ZM191 179L195 180L194 181L195 183ZM63 180H65V181H63ZM128 180H129V182H127ZM182 180L184 182H182ZM68 181H69V184H68ZM112 181L113 182L117 181V183H116L117 185L114 184ZM39 182H40V184H39ZM47 182H45V183H47ZM80 182H81V184H80ZM130 182H131V184H130ZM135 182H137V183H135ZM167 182H169V184ZM189 182H191L190 183L191 185L189 184ZM70 183H72V184H70ZM82 183H84V185L85 184L86 185L85 186H81ZM123 183H124V186H122ZM127 183L130 184V186ZM106 184H108V187H106L107 186ZM109 184L115 185L117 187L120 184L121 187H118V188H120V191L118 190L119 193H117L118 191L114 192L112 190V189H114L113 186H111ZM182 184H183V186H182ZM194 184L195 185L198 184V185H196V188H195ZM132 185H134V186H132ZM70 186H71V188L72 187L73 188L71 189ZM90 186L92 187V188H90V191H86V190L89 189L88 187H90ZM178 186H179V188H178ZM240 186H241V188H240ZM94 187H97L96 189H98V190L100 189V190L99 191L97 190L98 192L97 191L95 192L94 190H96V189ZM117 187H115V188H117ZM128 187H130V189ZM191 187L194 188V189H192ZM218 187H219L220 190H218ZM221 187H223V188L221 189ZM122 188L123 189L124 188H128V189H126V191H127V193L129 192V195L126 194L125 189L123 191ZM206 188L209 189V190L207 191ZM108 189H110V190H108ZM179 189H181V190H179ZM213 189H215V190H213ZM84 190H85V192H84ZM91 191L93 193L92 195H94V194L98 195V199L99 198L102 199V200L99 199L102 203L105 202L104 204L106 205V207H104V206L102 207L100 205L95 204L94 200L91 199V197H90L92 195H89L91 193ZM110 191L112 193L114 192V194H117V195L121 194L119 202L121 203V201H123V200L125 202L123 201L122 204L118 203L117 206L116 205L109 206V207H111V209H110L108 207L107 203H109L111 198L114 199V198L117 197V195H115L116 196L115 197L114 194H112ZM122 191H123V193H120ZM237 191H239V192L236 193ZM124 192H125V194H124ZM109 193L111 195L107 196V194H109ZM137 193L140 195V197L138 196ZM123 194H124V196H123ZM133 194L131 193V195H133ZM69 195H71V196H69ZM112 195H113L114 198L112 197ZM227 195H228V197H227ZM70 197L74 199V202H73V200ZM86 198H87V200L88 199L90 200V202L88 201V204L86 203V201H87ZM103 199H104V201H103ZM174 199H176V200H174ZM239 200H240V202H239ZM69 201H71V202H69ZM92 201H93V203L91 204ZM222 201H224V202H222ZM243 202H244V204H243ZM123 203H125V204H123ZM151 203L152 204L154 203L152 205V207H151ZM159 203H161V205ZM94 204L96 206L95 211H94V209H92ZM219 204H221V205H219ZM228 204H229V206H228ZM123 205H124V207H121ZM177 205H179L178 208H177ZM71 206H70V208H72ZM154 206L156 208H154ZM174 206H176V207H174ZM151 209H154V210H151ZM155 209H157L158 211L155 210ZM147 210H149L148 212L150 214L149 213L148 214L150 216H148V214L145 213V212H147ZM181 210H182V212H181ZM97 211H98V213H97ZM165 211H167V212H165ZM172 211H173V213H172ZM151 212H153L154 214L151 213ZM106 213H110L111 214L110 216L114 217V218H112V222H111L112 225L111 226H112L113 230L116 228L115 225L117 226V229H115V232L117 230L118 231L117 232L118 235L115 234V238L117 237L118 240L120 239L122 241H124V239H125L126 242H127V240H128L127 238L134 236L135 237V241H138V243H140V244L138 245V243L136 242L137 244H136V246L134 245V249H133V246H132V248L131 247H127V248L120 247L121 248V250H120L119 247L116 248V246H115L116 244L114 243L115 244L114 245L113 242H111V240L110 241L105 240L106 236L104 235L105 237H103L102 235L99 234L100 233V230H99L100 226L99 225H100L101 221L106 222V219H108ZM257 215H258V217L256 218ZM16 217H18V218H16ZM166 217H167V219H166ZM99 218L102 219V220H98ZM123 218H125V219H123ZM151 218H153V220ZM237 218L238 219H242L243 221L245 219L246 222L244 221V223L242 224L243 221L241 220V222H240L241 224H239ZM115 219H118V220H115ZM122 219L125 220V222ZM158 219H159V221H157ZM114 220H115L116 224L114 223ZM215 220H217V221H215ZM108 221H110V219H108ZM213 221H215V223ZM123 222L126 223V224H124ZM30 224L32 226H30ZM96 224H98V227H97ZM120 224H122V225H120ZM140 224H139V226H140ZM120 226H122L123 228L120 227ZM80 227L81 228L84 227V228L88 229V232H92L91 235H94V234L98 235L99 234V236H100L98 240H99V242L101 244L100 245L101 247H99L98 250L93 252L94 253L92 255L93 258H92L91 255H88V254H86L83 251L84 250V247H83L84 243L87 241L86 243L88 244L89 238L85 237V235H83L82 232L77 231V229H79ZM148 227H149V229H148ZM128 228H130V229H128ZM24 229L27 230V231H25ZM118 229H120L121 231H123V229H124L123 233H121V231H119ZM127 229L129 230L131 235L128 234L129 232H125V231H127ZM147 229H148V232H147ZM240 229H241V231H240ZM245 230L246 231L248 230V233H246ZM216 232H218V233H216ZM136 233H139V234H136ZM143 233L146 234V235H144ZM239 233H240V235H239ZM127 235H129V237ZM135 235H137V236H135ZM30 237H31V239H30ZM26 238H29V239H26ZM8 239H7V241H8ZM1 240L2 239H0V241ZM35 240L36 241L38 240V241L36 242ZM2 241H4V240H2ZM7 241L5 240V242H7ZM32 241H35V242L32 243ZM2 243H4V242H2ZM195 243L196 244L198 243V244L196 245ZM209 243L207 242V244H209ZM245 243H247V242H245ZM122 244H120V245H122ZM32 245H34V246H32ZM136 247H138L137 249H139V247H140V249L136 250ZM141 247H142L143 250H141ZM154 248L157 249V250H153ZM181 248H183V249H181ZM55 250H57V251H55ZM114 250H115V253H114ZM119 252H125V253L124 254L122 253V255H121V253H119ZM118 253H119V256H118ZM169 254H167V255H169ZM25 255H27V256H25ZM114 255H116V256H114ZM157 255L159 256V254H157ZM95 256L97 257L98 260L96 259ZM42 257H43V259H42ZM28 258H30L29 260H31V261H29ZM40 258L42 260H40ZM5 259L7 260V262H6ZM2 261H4V262H2ZM12 261H13V263H12ZM16 264H19V263H16Z\"/></svg>", "mask_w": 264, "mask_h": 264}, {"label": "bare ground", "instance_id": "bare-ground-1", "mask_svg": "<svg viewBox=\"0 0 264 264\" xmlns=\"http://www.w3.org/2000/svg\"><path fill=\"white\" fill-rule=\"evenodd\" d=\"M54 1H56V0H54ZM60 1V0H59ZM62 1V0H61ZM93 1V0H92ZM91 0L90 1H88L89 3H91V4H93V2H92ZM104 2L102 3V1H100V3L99 2H97V1H94V5L92 6L91 4H89L88 2V4L89 5H91L89 8L91 9L92 8V11H93V9H94V7H95V5H99L100 6V8H98V12H99V9H101L100 11L102 12V11H104L103 9H102V7L104 6V5H106L107 3L106 2H108L109 0H103ZM113 1V0H112ZM112 1H109L108 3H111L110 4V6L112 5ZM118 2L120 1V0H117ZM117 1H115V3L117 2ZM127 2L129 1V3H130V5H131V10L129 11V10H127V11H129V12H127L126 10V13L128 14H126L125 12H124V8L122 9V12H124L126 15H127V17H126V19L129 17L132 21H130V19H129V21L131 22L130 24H129V22L124 18V16L123 17H121L122 19H124L125 21H127L128 22V24L124 21V20H122V19H120V20H122L123 22H125L124 24H127L126 26H124V28H129V26H130V28L129 29H131V28H133L134 29V32L135 31H137V34H136V36H132V37H136L135 39H132V40H135V42H133V44H132V46H131V48L130 49H127V48H125V52H121L120 51V55H115V56H117V61L119 62V64L117 65L116 63V65H112V66H110L109 64H107V62L105 63V61H104V63H103V65L102 66H107V67H109L108 69H106V73H107V71H108V75L110 76L109 77V79L108 80H106L105 82H103V85L106 87L108 84V82L109 81H111V82H113V78H115V76H116V78H118V79H115V80H117L116 82H115V80H114V84L112 85V87H111V83L109 84V86H110V88H112V91L111 90H109L110 88L109 87H104V89H103V94H104V99H105V91H107L108 93L106 94V97L107 96H109V95H114L115 96V98H116V96L118 95L119 97H120V95L118 94V92L120 91V90H122V95L124 94V96L128 93V92H130V90H133L134 88V84H135V80H137V78H136V74H135V72H132V69H131V72H128L127 70V68H126V66L127 65H129L130 64V62H132V64H130V66L132 67H134L135 65H136V63H134V62H136L135 61V59H136V57L135 56H137V57H139L138 55L140 54L141 55V53L143 52H147V51H144V46H146V45H148V42H147V40L145 41V34H147V31L149 30V27H148V24H146L145 23V21H147V20H145L144 21V19L146 18L145 16H144V14H145V10H143V11H141V9L140 8H138V7H136V5H132L133 4V0L131 1V0H126ZM142 1V0H141ZM140 1V2H141ZM184 1V0H183ZM190 1V0H189ZM189 1H187L188 3H189ZM193 1V0H192ZM192 1H190V2H192ZM199 1V0H198ZM240 1V0H239ZM259 1V0H258ZM263 1V0H262ZM57 2V1H56ZM126 2V3H127ZM137 2H139V0L137 1ZM193 2H195V1H193ZM192 2V3H193ZM200 2V1H199ZM113 3H114V1H113ZM132 3V4H131ZM237 3H239L238 2V0H237ZM253 3V2H252ZM263 3V6H264V1L262 2ZM28 4H29V2H28ZM27 4V5H28ZM87 4V5H88ZM101 4H102V6H101ZM196 4V3H195ZM200 4V3H199ZM203 4V3H202ZM236 4V3H235ZM241 4H243L242 2H241ZM61 5V4H60ZM60 5H58V6H60ZM139 5H140V3H139ZM138 5V6H139ZM143 5V4H142ZM198 5V4H197ZM262 5V4H261ZM261 5L259 6L258 5V7H260V8H262L261 7ZM113 6V5H112ZM115 6V5H114ZM122 6H123V4H122ZM141 6V5H140ZM161 6V8H162V5H159L158 7H157V11H158V8ZM178 6H180V5H178ZM242 6V5H241ZM241 6H239V7H241ZM167 7H168V5H167ZM174 7V6H173ZM181 7H184V6H181ZM213 7V6H212ZM87 8H88V6H87ZM96 8V7H95ZM104 8V7H103ZM106 8V9H105ZM104 9H105V13L104 12H100L99 13V18L100 19H98L99 20V22L97 21V22H95V23H101V24H103L104 26H102L101 28L103 29V27H105L106 29H107V31L109 32V33H111V34H108L109 35V37L111 36V38H109V40L111 39V41L112 40H114V38L113 37H115V34H114V36L112 35V32L111 31H114L113 29H112V27H113V21H112V19L114 18V17H116L115 15L113 16V18L111 19V17L112 16H108V12L110 11V9L111 8H108V7H105ZM129 8H130V6H129ZM136 8H138V9H136ZM152 8V7H151ZM179 8V7H178ZM177 8V9H178ZM194 8V7H193ZM257 7H255V9H256ZM147 10H148V8H146ZM163 9V8H162ZM162 9H160V10H162ZM168 9H169V7H168ZM172 9V8H171ZM191 9V8H190ZM234 9L236 10V8L234 7ZM239 9V8H238ZM258 9V8H257ZM88 10V9H87ZM96 11H97V8L95 9ZM94 10V11H95ZM112 10V9H111ZM117 10V9H116ZM140 10V11H139ZM153 10V9H152ZM155 10V9H154ZM164 10V9H163ZM172 10H175V9H172ZM180 9H178V11H179ZM186 10V9H185ZM114 11V10H113ZM149 11V10H148ZM177 11V10H176ZM230 11V10H229ZM242 11V10H241ZM256 11V10H255ZM261 10H259L258 9V12H260ZM98 12H96V15H97V13ZM147 12V11H146ZM162 12V11H161ZM164 12H165V10H164ZM172 12V11H171ZM180 12V11H179ZM208 12V11H207ZM233 12V11H232ZM235 12H237V11H235ZM238 12H239V10H238ZM243 12V11H242ZM257 11L255 12V13H257V14H259V15H261V17H263V19H264V7L262 8V13L260 14V13H258ZM117 13V12H116ZM120 13V12H119ZM144 13V14H143ZM150 13V12H149ZM152 13L154 14V12L152 11ZM159 13V12H158ZM172 13H174V11L172 12ZM171 13V14H172ZM177 13V12H176ZM176 13H175V15H176ZM198 13V12H197ZM205 13V12H204ZM110 14V13H109ZM113 14H115V12L113 13ZM118 14V13H117ZM157 14V13H156ZM165 14H168V13H166L165 12ZM165 14H164V18H165ZM169 15L168 16V18H170L172 15ZM185 14H186V12H185ZM184 14V10H183V15H185ZM200 14H202V12L200 13ZM230 14H233V13H231V11H230ZM237 14V16L236 17H239L238 16V13H236ZM251 14V13H250ZM90 15V14H89ZM95 15V14H94ZM187 15V14H186ZM234 15V14H233ZM253 15V14H252ZM251 15V16H252ZM188 16V15H187ZM227 16H228V14H227ZM231 16V15H230ZM160 17V16H159ZM163 17V16H162ZM174 17H176V16H174ZM181 17V16H180ZM193 17H197V15H194ZM225 17V16H224ZM240 17H242V16H240ZM89 18V17H88ZM167 18V17H166ZM172 18H173V16H172ZM189 18L190 17H188L187 19L189 20ZM228 18V17H227ZM232 18V17H231ZM234 18V17H233ZM246 18V17H245ZM93 19V18H92ZM117 19L118 18H115V21H117ZM147 19V18H146ZM160 19H162V18H160ZM160 19H157L156 21H158V20H160ZM177 20H178V18H176ZM180 19V18H179ZM184 20H185V18H183ZM194 19V18H193ZM238 19V18H237ZM237 19H235L236 21H235V23L237 22V25H236V29H237V31H238V33L240 34V32H239V30H241V33H244V32H242V30H245L246 28H245V24H244V22L246 23L247 22V20L246 21H243V23H239V21H237ZM242 19V18H241ZM240 19V20H241ZM119 20V21H120ZM163 20V19H162ZM225 18H224V21H222L223 23L225 22ZM243 20V19H242ZM115 21H114V23H115ZM161 21V20H160ZM164 21H165V23H162V24H164L163 26H164V28H165V25H167V23L166 22H168V21H166V19H164ZM197 20H195V22H196ZM202 21V20H201ZM221 21V20H220ZM252 21V20H251ZM91 22V21H90ZM93 23H94V21H92ZM91 22V23H92ZM123 22H121L122 24H123ZM163 22V21H162ZM172 22V21H171ZM178 22V21H177ZM190 22V21H189ZM191 22H193L192 20H191ZM226 22L228 23L229 22V20L227 21L226 20ZM226 22H225V25L224 26H221L222 27V30H224V31H226ZM242 22V21H241ZM264 22V21H263ZM132 23H133V25H132ZM158 23V22H157ZM175 22H173V24H174ZM184 23H185V21H184ZM116 24V23H115ZM123 24V25H124ZM177 24V23H176ZM176 24H174L175 26H177ZM186 24V23H185ZM185 24H183V25H185ZM188 24V23H187ZM201 24H203V23H201ZM201 24H200V26H201ZM209 24V23H208ZM250 25H251V23H249ZM121 25V24H120ZM119 25V26H120ZM123 25L121 26V28L123 27ZM131 25L133 26V27H131ZM159 25H160V23H159ZM158 25V26H159ZM172 24H170L169 26L171 27V29H173L172 28V26H171ZM213 25V24H212ZM216 25V24H215ZM214 25V26H215ZM218 25V24H217ZM221 25V24H220ZM249 25V26H250ZM253 25V24H252ZM263 25H264V23H263ZM88 26V25H87ZM92 26V25H91ZM93 26H95L94 24H93ZM96 26H97V24H96ZM115 26V25H114ZM168 26V27H169ZM186 26V25H185ZM188 26H190V25H188ZM193 26H194V24H193ZM197 26V25H196ZM255 26V25H254ZM99 27H100V25H99ZM150 27H152V26H150ZM161 27H162V25H161ZM167 27V28H168ZM182 27V26H181ZM187 27V26H186ZM218 27V26H217ZM216 27V28H217ZM224 27V28H223ZM228 27V26H227ZM247 27V26H246ZM262 27V26H261ZM96 28V27H95ZM95 28L93 27V29L95 30ZM104 28V30H106ZM114 28V27H113ZM118 28H120V27H118ZM163 28V29H164ZM177 28V27H176ZM188 28V27H187ZM186 28V29H187ZM192 28V27H191ZM190 28V29H191ZM195 28V27H194ZM197 28V27H196ZM207 28V27H206ZM210 28H212V27H210ZM220 28V27H219ZM238 28H239V30H238ZM132 29V30H133ZM151 29H153V28H151ZM162 29V28H161ZM215 29V28H214ZM218 29V28H217ZM221 29V28H220ZM248 29V28H247ZM254 29V28H253ZM257 29V28H256ZM120 30H123V29H120ZM124 30H126V29H124ZM169 30V29H168ZM175 30V29H174ZM209 29H207L206 31H208ZM222 30H221V32H222ZM234 30V29H233ZM252 30V29H251ZM250 30V31H251ZM88 31V30H87ZM195 31V30H194ZM193 31V32H194ZM198 31V30H197ZM218 31H220V30H218ZM231 31H232V29H231ZM245 31H248V30H245ZM91 32H93V31H91ZM97 32V31H96ZM96 32H93V33H95V35L97 36V34H96ZM105 32V33H104ZM103 32V30L101 31L100 29L98 30V38L102 41L103 40V42H105V44H107L106 43V40H107V42H109V40H108V38H107V36L105 37L104 36V34H106V33H108V32H106V31H104ZM167 32V31H166ZM178 32V31H177ZM180 32H182V31H180ZM185 32V31H184ZM187 32V31H186ZM190 32V31H189ZM228 32H229V30H228ZM121 33V32H120ZM124 33V32H123ZM129 33V32H128ZM154 33V32H153ZM175 33V32H174ZM192 33V32H191ZM203 33V32H202ZM208 33V32H207ZM220 33V32H219ZM224 32H222V34H223ZM133 34H135V33H133ZM183 34V33H182ZM195 34V33H194ZM211 34V33H210ZM209 34V35H210ZM225 34V33H224ZM223 34V35H224ZM234 34H236V33H234ZM131 35V34H130ZM129 35V36H130ZM149 35V34H148ZM148 35H146V36H148ZM160 35V34H159ZM164 35V34H163ZM201 35V34H200ZM204 35H205V33H204ZM208 35V36H209ZM219 35V34H218ZM221 35V34H220ZM219 35V36H220ZM222 35V36H223ZM226 35V34H225ZM229 35V34H228ZM227 35V36H228ZM242 35V34H241ZM244 35V34H243ZM90 36V35H89ZM95 36V37H96ZM118 35H116V37H117ZM128 36V35H127ZM169 36V35H168ZM185 36H187V35H185ZM192 36V35H191ZM205 36H207V35H205ZM213 36V35H212ZM211 36V37H212ZM218 36V37H219ZM222 36H221V39H222V41H223V39H224V37L222 38ZM88 37V36H87ZM93 37V36H92ZM115 37V38H116ZM152 37H154V36H152ZM151 37V38H152ZM158 37V36H157ZM177 37V36H176ZM235 37H236V35H235ZM243 37V36H242ZM119 38V37H118ZM169 38V37H168ZM191 38V37H190ZM195 38V37H194ZM198 38H199V35H198ZM217 38V37H216ZM227 39H228V37H226ZM231 38V37H230ZM229 38V39H230ZM239 38H241V37H239ZM96 39V38H95ZM121 40H123L124 38H123V36H122V38H120ZM148 40H149V42H150V38H147ZM152 39H154V38H152ZM186 38H182V36H181V40H180V37L176 40L175 39V41L177 42V44H174L173 42L174 41H172V43H173V45L175 46V45H177V46H175V47H177V48H185V46L184 47H181V44L183 45L184 44V40H185ZM209 39V38H208ZM219 39V41H220V38H217V40ZM235 40L236 38H232V40ZM5 40V39H4ZM98 40V39H97ZM129 40V39H128ZM156 40V39H155ZM163 40H164V38H163ZM169 40V39H168ZM211 40V39H210ZM240 40V39H239ZM241 40H242V38H241ZM240 40V41H241ZM2 41V44L4 43V41L3 40H1ZM101 41H99V43L101 42ZM126 41V40H125ZM130 41V40H129ZM145 41V42H144ZM192 41V40H191ZM217 42V41H215V42H217L218 44H220V42ZM236 41V40H235ZM97 42V41H96ZM159 42H161L160 40H159ZM181 42V43H180ZM224 42V41H223ZM228 42V41H227ZM230 42V41H229ZM232 43H233V41H231ZM242 42V41H241ZM1 43V42H0ZM89 43V42H88ZM98 43V44H99ZM132 43V42H131ZM144 43H146V44H144ZM151 43V42H150ZM153 43V42H152ZM180 43V44H179ZM185 43H186V40H185ZM226 43V42H225ZM236 43H239V41L238 42H236ZM243 43H245L244 42V40H243ZM243 43H241L240 45H238V47L239 46H243V47H246V49H248L247 47L248 46H246L247 44H248V42L247 43H245V46L244 45H242ZM6 44V43H5ZM93 44V43H92ZM109 44V43H108ZM107 44V45H108ZM156 44V43H155ZM180 46H179V45ZM191 44V43H190ZM1 45V44H0ZM4 45V44H3ZM84 45H86V44H84ZM107 45L105 46L106 48H107ZM111 45V44H110ZM110 45L108 46V47H110ZM124 45H125V43H124ZM130 45V44H129ZM150 45V44H149ZM152 45H154V43L152 44ZM172 44H170V46H171ZM172 45V46H173ZM189 45V44H188ZM187 45V46H188ZM192 45V44H191ZM217 45V44H216ZM225 45V44H224ZM250 45V44H249ZM100 46V45H99ZM103 46V45H102ZM128 46V45H127ZM126 46V47H127ZM151 46V45H150ZM158 46V45H157ZM161 46V45H160ZM171 46V47H172ZM203 46V45H202ZM205 46V45H204ZM229 46V45H228ZM13 47V46H12ZM83 47V46H82ZM85 47H87V46H85ZM121 47H123V46H121ZM130 47V46H129ZM190 47V46H189ZM194 47V46H193ZM199 47V46H198ZM223 47H225V46H223ZM88 48V47H87ZM86 48V49H87ZM104 48V47H103ZM111 48V47H110ZM117 48V47H116ZM150 48H152V46L150 47ZM156 48V47H155ZM161 48V47H160ZM212 48V47H211ZM214 48H215V46H214ZM214 48H212V49H214ZM217 48V47H216ZM231 48V47H230ZM9 49V48H8ZM86 49H84L85 51H86V53L89 51H87ZM105 49V48H104ZM113 49V48H112ZM149 49V48H148ZM168 49V48H167ZM170 49V48H169ZM174 48L172 47V49H171V51L170 52H174V51H176L175 49L173 50ZM205 49V48H204ZM211 49V50H212ZM239 49V48H238ZM241 49H243L242 47H241ZM246 49H244V51L246 50ZM6 50V52L8 51L7 49H5ZM103 50V49H102ZM110 50V49H109ZM128 50V51H127ZM146 50V49H145ZM150 50V49H149ZM148 50V51H149ZM156 50V49H155ZM159 50V49H158ZM161 50V49H160ZM163 51H164V49H162ZM180 50V49H179ZM178 50V51H179ZM183 50V49H182ZM202 50V49H201ZM215 51H216V49H214ZM214 50H212V51H214ZM126 51H127V54H126ZM185 51V50H184ZM191 51V50H190ZM204 51V50H203ZM212 51H210V52H212ZM250 51V50H249ZM255 51H258V50H255ZM5 52V53H6ZM15 52V50L13 51V53ZM90 52H91V50H90ZM155 52H158V51H155ZM168 52V51H167ZM186 52H187V50H186ZM246 52H247V50H246ZM9 53V52H8ZM19 53V52H18ZM94 53V52H93ZM102 53V52H101ZM105 54H106V51L104 52ZM122 53V54H121ZM150 53H151V51H150ZM162 53V52H161ZM176 53V52H175ZM181 53V52H180ZM195 53V52H194ZM206 53V52H205ZM209 53V52H208ZM244 53V52H243ZM91 54H92V52H91ZM98 54V53H97ZM100 54V53H99ZM98 54V55H99ZM103 54V53H102ZM158 54V56H159V53H156V55ZM163 54V53H162ZM185 54V53H184ZM188 54H189V52H188ZM207 54V53H206ZM210 54V53H209ZM218 54V53H217ZM246 54V53H245ZM263 54V53H262ZM109 54H107V55H105V56H107V57H109L108 56ZM151 55H153V54H151ZM167 55L168 54H166V57H167ZM180 55V54H179ZM186 55H187V53H186ZM205 55V54H204ZM251 55V54H250ZM254 55H256V54H254ZM22 56V55H21ZM94 56V55H93ZM97 56V55H96ZM102 56V55H101ZM104 56V55H103ZM161 56V55H160ZM163 56V55H162ZM161 56V57H162ZM170 56H172L171 54H170ZM177 56V55H176ZM184 56V55H183ZM183 56H182V58H183ZM207 56V55H206ZM25 57H28L27 55L25 56ZM100 57V56H99ZM111 57V56H110ZM154 58H155V55L153 56ZM152 57V59H151V62L150 63H152V60L154 59ZM185 57V56H184ZM204 57V56H203ZM239 57V56H238ZM238 57H236V58H238ZM243 57H244V55H243ZM32 58V57H31ZM106 57H103V59H105ZM112 58V57H111ZM150 58V57H149ZM168 58V57H167ZM176 58L177 57H175L174 56V58H171V62H173L172 61V59H175L176 60ZM179 58V57H178ZM245 58V57H244ZM28 60L30 59L29 57L27 58ZM106 59H109V58H106ZM138 59V58H137ZM156 59V58H155ZM153 60V61H155L154 63H152V64H155L156 63V60ZM165 59V58H164ZM188 59V58H187ZM204 59H207V57L206 58H203V60ZM209 59V58H208ZM240 59V58H239ZM238 59V60H239ZM255 59V58H254ZM31 60V59H30ZM87 60H89V58L87 59ZM93 60H95V59H93ZM110 60V59H109ZM108 60V61H109ZM112 60V59H111ZM140 60V59H139ZM150 60V59H149ZM168 60V59H167ZM179 60V59H178ZM200 60V59H199ZM251 60H253V59H251ZM27 61V60H26ZM26 61L25 62H23L24 63V65H23V63H22V65L25 67V70H26V66L28 65L27 63H26ZM80 61H81V59H80ZM96 61V60H95ZM95 61H94V63H95ZM138 61V60H137ZM182 61V60H181ZM190 62L189 63H191V60H189ZM195 61H197V60H195ZM200 61H202V60H200ZM200 61H198V64H199V62ZM205 61V60H204ZM241 61V63H242V60H240ZM255 61V60H254ZM82 62H83V60H82ZM89 62V61H88ZM91 62V61H90ZM102 62V61H101ZM110 62V61H109ZM114 62H116V60L114 61ZM114 62H112V63H114ZM161 62H163V61H161ZM169 62H170V60H169ZM175 62V61H174ZM192 62H194V61H192ZM234 62H236L235 60H234ZM239 62V61H238ZM237 62V64H235L234 63V65H236V67H238L239 65H241V63H238ZM244 62H246V61H244ZM243 62V63H244ZM250 62V61H249ZM86 63V62H85ZM98 63H99V61H98ZM148 63V62H147ZM149 63V64H150ZM189 63H187V64H189ZM213 63V62H212ZM211 63V64H212ZM253 63V62H252ZM255 63V62H254ZM260 63V62H259ZM27 64V65H26ZM39 64H40V62H39ZM91 64V63H90ZM166 64V63H165ZM171 64V63H170ZM169 63L168 64H166V66L167 65H170ZM178 64V63H177ZM194 64H196V63H194ZM206 64V63H205ZM251 64V63H250ZM258 64V63H257ZM91 65H93V63L91 64ZM91 65L90 66H86L87 67V69L89 68H91ZM99 65H100V63H99ZM141 65V64H140ZM148 65V64H147ZM146 65V66H147ZM202 65V62H201V64H200V66ZM209 65V64H208ZM233 65V66H234ZM238 65V66H237ZM260 65H262V64H260ZM138 66V65H137ZM143 66H145V65H143ZM155 66V65H154ZM190 66V65H189ZM196 66H197V64H196ZM212 66V65H211ZM210 66V67H211ZM245 66V65H244ZM256 66V65H255ZM258 66V65H257ZM263 67H264V65H262ZM73 67V66H72ZM85 67V66H84ZM101 67V66H100ZM99 67V68H100ZM138 67H140V66H138ZM164 67H165V65H164ZM163 67V68H164ZM171 67H172V65H171ZM175 67H176V65H175ZM180 67H181V65H180ZM179 67V68H180ZM186 67V66H185ZM191 67V66H190ZM193 67V66H192ZM241 67H242V65H241ZM241 67L239 66V68H238V70H240V71H242L241 70ZM247 66H245V68H246ZM251 67H253V64L251 65ZM250 67V68H251ZM262 67V68H263ZM74 68V67H73ZM82 68V67H81ZM95 68V67H94ZM105 67H103V69H104ZM129 68V67H128ZM151 68V67H150ZM149 68V69H150ZM167 68H169V67H167ZM173 68V67H172ZM186 68H188V67H186ZM199 68V66H197V68H195V69H198ZM209 68V67H208ZM245 68L243 67V69H244V71H242V72H250V71H247V70H245ZM248 68V67H247ZM42 69V68H41ZM44 69H48V68H44L43 67V71H41L43 74V76L42 77H44V79L46 80V81H48V80H51V79H53V76L54 77H56L57 79H59V80H62L63 82L65 81H67V83H68V81H69V83H68V85L69 84H71L72 82V80L73 81H75V79L78 81L77 83H79L81 86H82V88L84 89V87H85V89H87V86H85V85H90L91 83V76H89V75H92V79H93V75L94 74H92V73H88V72H85L84 74H80V75H78V77L77 78H72V76H71V78L69 77V80H68V74L66 75V73L64 72V73H62V77H61V75H57V74H54L53 72H50V71H52V70H44ZM86 69V70H87ZM101 70V69H98V68H95V70ZM148 69V68H147ZM146 69V70H147ZM155 69H156V67H155ZM180 69H182V68H180ZM200 70H201V68H199ZM207 69V68H206ZM232 69V68H231ZM235 69V68H234ZM90 70H92V69H90ZM136 70V69H135ZM138 70V69H137ZM137 70H136V73H138L137 72ZM140 70V69H139ZM153 70V69H152ZM236 70L237 69H235V72H236ZM252 70V69H251ZM259 70H260V68H259ZM23 71V70H22ZM70 71H73V73H77V71L76 70H74V69H72V70H70ZM79 71V70H78ZM83 71V70H82ZM104 71H100V72H104ZM130 71V70H129ZM141 71V70H140ZM168 71H170V70H168ZM180 71V70H179ZM206 71V70H205ZM221 71V70H220ZM229 71V70H228ZM240 71H237V72H240ZM261 71V70H260ZM68 72V71H67ZM97 72V71H96ZM96 72H94V73H96ZM104 72V73H105ZM124 72H126V74L124 73ZM149 72V71H148ZM159 72V71H158ZM157 72V74H158V76H159V73ZM164 72V69H163V71L161 72V73H163ZM174 72V71H173ZM186 72V71H185ZM234 72V71H233ZM105 73V74H106ZM144 73H145V71H144ZM150 73V72H149ZM148 73V74H149ZM160 73V74H161ZM176 73V72H175ZM181 73V72H180ZM179 73V74H180ZM221 73V72H220ZM24 74V73H23ZM36 74V73H35ZM79 74V73H78ZM99 74H101V73H99ZM146 74V73H145ZM152 74H154V73H152ZM166 74H167V72H166ZM242 74V73H241ZM240 74V75H241ZM246 74H249V73H246ZM260 74V73H259ZM264 74V73H263ZM25 75V74H24ZM71 75V74H70ZM73 75V74H72ZM107 75V76H108ZM189 75V74H188ZM187 75V76H188ZM228 75H230V73L228 74ZM239 75V76H240ZM250 75V74H249ZM255 76H257L256 74H254ZM27 76V75H26ZM90 78H89V77ZM113 76V77H112ZM128 76V77H127ZM140 76V75H139ZM145 76V75H144ZM158 76H156V77H158ZM163 76H166V78H167V75H165V74H163L162 76L160 75V77H158V79L160 78V81H161V79H162V81H163ZM238 76V77H239ZM252 76V75H251ZM89 78V80H90V84H88V78ZM98 77V76H97ZM100 77V76H99ZM125 77H127V78H125ZM147 77H149V76H147ZM185 77V76H184ZM237 77V78H238ZM241 77V76H240ZM250 77V76H249ZM94 78H96L95 77V75H94ZM150 78V77H149ZM187 78V77H186ZM188 78H189V76H188ZM227 78H228V76H227ZM233 78V77H232ZM253 78V77H252ZM262 78V77H261ZM71 79V80H70ZM99 78H96V81L98 82L99 80H98ZM105 79V78H104ZM144 79H146L145 77H144ZM226 79V78H225ZM229 79H231L230 77H229ZM234 79H236V78H234ZM241 79V78H240ZM243 79V78H242ZM245 79V78H244ZM257 79V78H256ZM259 79V78H258ZM11 80V79H10ZM102 80V79H101ZM177 80V79H176ZM180 80V79H179ZM218 80V79H217ZM223 80V79H222ZM233 80V79H232ZM231 80V81H232ZM246 80V79H245ZM247 80H248V77H247ZM249 80H250V78H249ZM253 80V79H252ZM6 81V80H5ZM14 81V80H13ZM44 81V80H43ZM56 81V80H55ZM140 81V80H139ZM147 81V80H146ZM161 81V82H162ZM183 81H186V80H183ZM224 81V80H223ZM234 81V80H233ZM237 81V80H236ZM254 81H255V79H254ZM261 81V80H260ZM259 81V82H260ZM12 82V81H11ZM11 82H10V84H11ZM52 82V81H51ZM64 82V83H65ZM71 82V83H70ZM97 82H95V83H97ZM160 82V83H161ZM176 82V81H175ZM179 82H181V81H178V83ZM239 82V81H238ZM263 82V81H262ZM261 82V83H262ZM15 83V82H14ZM45 83V82H44ZM49 83H50V81H49ZM49 83H47V84H49ZM67 83H65V84H67ZM76 83V84H77ZM93 83V82H92ZM94 83V84H95ZM146 83V82H145ZM163 83V82H162ZM177 83V84H178ZM182 83V82H181ZM186 83V82H185ZM225 83V82H224ZM227 83H230V81L229 82H227ZM227 83H225V84H227ZM232 83V82H231ZM243 83V82H242ZM254 82H252V83H245V84H236L237 86H235V88H234V90L236 89L237 91H239V90H242V92L243 91H245V94L242 96V98H249L252 94H256L255 96H256V98L253 96H251L252 98V100L253 99H256L257 100V98H259L260 100H262V102H264V92L262 91V90H260V89H258L259 88V86H258V88H257V84L258 83H255V84H253ZM6 84V83H5ZM8 84V83H7ZM65 84H64V86H65ZM137 84H138V82H137ZM148 84V83H147ZM174 84V83H173ZM176 84V85H177ZM183 84V83H182ZM9 85V84H8ZM62 85V84H61ZM92 85V84H91ZM96 85V84H95ZM141 85V84H140ZM157 85V84H156ZM175 85V86H176ZM190 85V84H189ZM231 85V84H230ZM242 85V86H241ZM259 85V84H258ZM263 85H264V83H263ZM262 85V86H263ZM48 86V85H47ZM52 86V85H51ZM71 86H72V84H71ZM77 86V85H76ZM94 86V85H93ZM99 85H97V87H98ZM148 86V85H147ZM173 86V85H172ZM185 86H187V85H185ZM192 86V85H191ZM212 86V85H211ZM50 87V86H49ZM48 87V88H49ZM66 87V86H65ZM96 87V88H97ZM103 87V86H102ZM101 87V88H102ZM210 87V86H209ZM261 87V86H260ZM8 88V87H7ZM48 88H46V90H51V93H50V91H48L50 94H52L53 95V93H55L56 91H52V88L51 89H48ZM94 88V87H93ZM107 88H109V89H107ZM131 88H133V89H131ZM137 88V87H136ZM141 88V87H140ZM142 88H143V86H142ZM155 88V87H154ZM157 88V87H156ZM160 88V87H159ZM166 88V87H165ZM167 88H169V87H167ZM171 88V87H170ZM173 88V87H172ZM171 88V89H172ZM224 88V87H223ZM39 89V88H38ZM54 89V88H53ZM81 89V88H80ZM107 89V90H106ZM158 89V88H157ZM178 89H179V87H178ZM232 89V88H231ZM264 89V88H263ZM135 90V89H134ZM138 92H140V89H139V87H138ZM150 90H151V88H150ZM155 90V89H154ZM160 90V89H159ZM175 90V89H174ZM186 90V89H185ZM189 90V89H188ZM227 90V89H226ZM230 90V89H229ZM233 90V89H232ZM8 91V90H7ZM34 91V90H33ZM69 91V90H68ZM68 91H67V95H69V93H68ZM111 91V92H110ZM158 91V90H157ZM228 91V90H227ZM63 92V91H62ZM62 92H61V94H62ZM87 91L86 90H84L83 91V93H84V95H83V97H82V101H85V100H87V98H90L89 96H90V94H89V96H88V94L86 93ZM132 92V91H131ZM155 92V91H154ZM153 91H152V93H154ZM159 92H161V91H159ZM232 92V91H231ZM236 92V91H235ZM142 93H144V91L142 92ZM194 93V92H193ZM244 93V92H243ZM55 94H57V93H55ZM64 94H65V92H64ZM65 94V95H66ZM129 94H131V93H129ZM137 94V93H136ZM140 94V93H139ZM162 93H160V95H161ZM164 94V93H163ZM187 94V93H186ZM239 94H241V91L239 92ZM122 95H121V98H122ZM142 95V94H141ZM144 95V94H143ZM146 95H149V94H146ZM145 95V96H146ZM154 95V94H153ZM158 95V94H157ZM185 95V94H184ZM192 95V94H191ZM55 96H57V95H55ZM54 96V97H55ZM58 96H61L60 94H58ZM62 96H63V94H62ZM62 96L61 97H56V98H58V100H59V102H57V103H62L64 100H65V98H66V96H64V98H62ZM71 96V95H70ZM69 96V97H70ZM78 97L80 96V94L79 95H77ZM77 96H76V98H77ZM87 96V97H86ZM93 96V95H92ZM123 96V97H124ZM136 96V95H135ZM166 95H163V97H165ZM176 96V95H175ZM175 96H174V98H175ZM234 96V95H233ZM241 96V95H240ZM239 96V97H240ZM261 98H260V97ZM73 97V96H72ZM71 97V98H72ZM131 97V96H130ZM140 97V96H139ZM151 98H152V96H150ZM155 97H156V94H155ZM169 97V96H168ZM237 97V96H236ZM47 98V97H46ZM45 98V99H46ZM52 98V97H51ZM59 98H62V100L60 101V99ZM68 98V97H67ZM75 98V97H74ZM81 98V97H80ZM94 99H92V101H91V103L93 104L95 101L94 100H96L95 99V97H93ZM97 98V97H96ZM108 98V97H107ZM133 98H134V96H133ZM143 98V97H142ZM148 98V97H147ZM157 98V97H156ZM162 98V97H161ZM179 98V97H178ZM194 98V97H193ZM22 99V98H21ZM109 99V98H108ZM113 99V98H112ZM126 99V98H125ZM130 99V98H129ZM128 99V100H129ZM136 99H138V98H136ZM141 99V98H140ZM148 99H150V98H148ZM158 99V98H157ZM157 99H153V102L152 103H154V102H156L157 103V105L158 104H160L159 105V110H156L155 112H156V114L153 112V111H151V112H153V114H155L156 115V117H154L155 118V120H158L159 121V123L160 122H162L161 124H163V126L162 127H164V123L166 122V120H168V119H166L168 116H170L169 114H168V110H167V102H165V100L166 99H164V100H160V101H158ZM168 99H171V97H169ZM238 99V98H237ZM240 99V98H239ZM54 100V99H53ZM58 100H56V101H58ZM73 100V99H72ZM107 100V99H106ZM122 100V99H121ZM135 100V99H134ZM134 100H132V102L134 101ZM143 100H144V98H143ZM152 100V99H151ZM150 100V101H151ZM241 100V99H240ZM34 101V100H33ZM55 101V100H54ZM66 101V100H65ZM69 101H70V99H69ZM77 101V100H76ZM138 101H140L139 99H138ZM149 101V100H148ZM170 101V100H169ZM187 101H188V99H187ZM225 101V100H224ZM234 101V100H233ZM12 103H14L13 102V100L11 101ZM32 102V101H31ZM50 102H51V100H50ZM67 102V101H66ZM66 102H64V103H66ZM81 102V101H80ZM86 102V101H85ZM84 102V103H85ZM103 102V101H102ZM106 102V101H105ZM110 102V101H109ZM141 102V101H140ZM146 102V101H145ZM144 102V103H145ZM176 102V101H175ZM179 102H180V100H179ZM178 102V103H179ZM200 102V101H199ZM223 102V101H222ZM226 102V101H225ZM240 102V101H239ZM37 103V102H36ZM49 103V102H48ZM54 103V102H53ZM56 103V102H55ZM54 103V104H55ZM69 103H71V102H69ZM72 103H73V101H72ZM82 103V102H81ZM122 103V102H121ZM130 103H131V101H130ZM129 103V104H130ZM171 103H172V101H171ZM171 103L170 102H168V104H170L171 105ZM182 103V102H181ZM189 103V102H188ZM190 103H191V101H190ZM211 103H213V101L211 102ZM224 103V102H223ZM233 103V102H232ZM231 103V104H232ZM245 103V102H244ZM50 104V103H49ZM74 104V103H73ZM100 104V103H99ZM103 104V103H102ZM102 104H100V105H102ZM113 104V103H112ZM136 104V103H135ZM140 104V103H139ZM145 104H147V102L145 103ZM150 104V103H149ZM221 104V103H220ZM241 104V103H240ZM257 104V103H256ZM255 104V105H256ZM8 106H9V104H7ZM6 105V106H7ZM20 105V104H19ZM63 105V104H62ZM66 105V106H65ZM65 105H63V109H66L65 107H67V103L65 104ZM76 105V104H75ZM79 105H82V104H79ZM88 105V104H87ZM95 105V104H94ZM105 105V104H104ZM108 105V104H107ZM117 105V103H115V106ZM132 105H134V103L132 104L131 103V106ZM142 105V104H141ZM144 105V104H143ZM169 105V106H170ZM175 105V104H174ZM182 105H183V103H182ZM189 105V104H188ZM193 105V104H192ZM198 105V104H197ZM201 105V104H200ZM207 105V104H206ZM205 105V106H206ZM222 105V104H221ZM224 105V104H223ZM227 105V104H226ZM250 105H252V104H250ZM258 105V104H257ZM55 106H58V104H56ZM59 106H61V105H59ZM65 106V107H64ZM74 106V105H73ZM78 106V105H77ZM91 106H93V105H91ZM106 106V105H105ZM112 106H114V105H112ZM138 106V105H137ZM149 106V105H148ZM152 106H154V104H152ZM176 106V105H175ZM184 106H186V105H184ZM189 106H191V105H189ZM203 106V105H202ZM217 106V105H216ZM220 106V105H219ZM231 106V105H230ZM5 107V106H4ZM10 107H12V105L10 104ZM19 107V106H18ZM51 107V106H50ZM79 107V106H78ZM104 107V106H103ZM110 107H111V105H110ZM135 107V106H134ZM166 107V108H165ZM173 107V106H172ZM180 108V106H176V108ZM194 107V106H193ZM192 106H191V108H193ZM198 107V106H197ZM231 107H235V106H231ZM258 107V106H257ZM260 107V106H259ZM258 107V108H259ZM7 108H9V107H7ZM13 108V109H12ZM11 109H12V111L15 109V106L13 105V107H12ZM52 108H53V106H52ZM68 108V107H67ZM69 108L71 109V106H69ZM95 107L93 106V109H94ZM97 108V107H96ZM116 107H114V109H115ZM138 108H140V107H138ZM137 108V109H138ZM169 108V107H168ZM177 108V109H178ZM190 108V107H189ZM212 108H214L213 107V105H212ZM221 108V107H220ZM112 109V108H111ZM124 109V108H123ZM140 109H142V108H140ZM152 109H153V107H152ZM155 109V108H154ZM174 109H175V107H174ZM187 109V108H186ZM195 109V108H194ZM210 109V108H209ZM225 109V108H224ZM229 109V108H228ZM239 109V108H238ZM10 110V109H9ZM16 110V109H15ZM62 110V109H61ZM72 110H73V108H72ZM80 110H81V108H80ZM103 110V109H102ZM122 110V108H121V106H119L118 108H117V115H116V117L115 116H108L107 115V117H109L110 119H108V121H110V123H112L111 125H113V126H111V127H113L114 129H112L110 126V128H111V130H115V131H113V132H116L115 134H116V136H117V131H118V133H120V131H122L123 130V128H124V126H122L123 124L120 122L121 121V117L123 116V112H125V111H121ZM131 110H135V109H131ZM170 110H173V109H170ZM195 110H197V109H195ZM230 111L232 110V108L231 109H229ZM233 110H236L237 111V107H236V109H233ZM232 110V111H233ZM241 110V109H240ZM46 111V110H45ZM64 111H66V110H64ZM127 111V110H126ZM138 111H139V109H138ZM148 111V110H147ZM157 111H159V112H157ZM190 111V110H189ZM189 111L187 112L188 113V115L190 114L189 113ZM193 111V110H192ZM191 111V112H192ZM253 111V110H252ZM256 111V110H255ZM254 111V112H255ZM55 112V111H54ZM75 112H77V111H75ZM82 112V111H81ZM106 112H108V111H106ZM172 112V111H171ZM174 112V111H173ZM178 112V111H177ZM180 112V111H179ZM184 112H185V109H184ZM195 112V111H194ZM226 112H228V110H226ZM242 112V111H241ZM253 112V113H254ZM262 112V111H261ZM10 113H12V112H10ZM68 113V112H67ZM77 113H79V112H77ZM105 113V112H104ZM115 113V112H114ZM181 113V112H180ZM205 113V112H204ZM221 113V112H220ZM47 114V113H46ZM54 114V113H53ZM76 114V113H75ZM81 114H83V113H81ZM108 114V113H107ZM130 114V113H129ZM129 114H128V116H129ZM132 114V113H131ZM143 114V113H142ZM149 114V113H148ZM150 114H152V113H150ZM149 114V115H150ZM182 114V113H181ZM195 114V113H194ZM209 114H211V112H209ZM228 114V113H227ZM255 114V113H254ZM12 115V114H11ZM48 115H49V113H48ZM47 115V116H48ZM51 115V114H50ZM61 116H62V111H61V114H60ZM60 115L58 114V116L60 117ZM78 115V114H77ZM90 115V114H89ZM106 115V114H105ZM127 115V114H126ZM136 115V114H135ZM139 115H141V114H139ZM146 115V114H145ZM144 115V116H145ZM155 115H153V116H155ZM174 116L173 117H175V114H173ZM186 115V114H185ZM214 115V114H213ZM230 115H233V113L232 114H230ZM240 115H242V114H240ZM264 115V114H263ZM57 116V115H56ZM134 116V115H133ZM142 116V115H141ZM147 116V115H146ZM153 116L151 117L152 118V120H153ZM172 116V115H171ZM190 116H193V114L191 115L190 114ZM190 116L189 117H187L188 119L190 118ZM195 116V115H194ZM202 116V115H201ZM205 116H207V115H205ZM209 116V115H208ZM207 116V117H208ZM215 117L217 116V115H214ZM214 116H213V119H214ZM223 116V115H222ZM245 116H247V115H245ZM40 117V116H39ZM64 117V116H63ZM88 117V115L86 116V118ZM90 117V116H89ZM94 117V116H93ZM93 117H90V118H93ZM111 117L113 118L112 119V121H111ZM231 117V119L230 120H232V125H233V122H235V121H233V119H232V116H230ZM244 117V116H243ZM41 118V117H40ZM46 118V117H45ZM102 118V117H101ZM137 118H138V116H137ZM136 118V119H137ZM171 118V117H170ZM180 118V117H179ZM181 118H182V116H181ZM180 118V119H181ZM184 118H185V116H184ZM227 118V117H226ZM238 118V117H237ZM249 118V117H248ZM56 119H58V118H56ZM60 120H62V119H64V118H59ZM58 119V120H59ZM84 119V118H83ZM99 119V118H98ZM97 119V120H98ZM103 119V118H102ZM135 119V120H136ZM175 119V118H174ZM204 119H205V117H204ZM207 119V118H206ZM219 119H220V117H219ZM225 119V118H224ZM257 119V118H256ZM59 120V121H60ZM90 120V119H89ZM88 120V121H89ZM105 120H106V118H105ZM123 121H124V119H122ZM134 120V119H133ZM144 120H145V118H144ZM148 120H149V118H148ZM151 120V121H152ZM171 120H173V119H171ZM170 120V121H171ZM190 120V119H189ZM195 120V119H194ZM194 120L192 119L191 121H193L194 122ZM199 120V119H198ZM203 120V119H202ZM201 120V121H202ZM208 120V119H207ZM251 120V119H250ZM249 120V123L251 122ZM47 121H48V119H47ZM58 121V122H59ZM80 121V120H79ZM94 121V120H93ZM102 121V120H101ZM107 121V122H108ZM147 121V120H146ZM157 121V122H158ZM178 121V120H177ZM185 121V120H184ZM200 121V122H201ZM212 121V120H211ZM215 121V120H214ZM220 121H222V119L220 120ZM225 121V120H224ZM263 121H264V118H263ZM262 121V122H263ZM63 122H66L65 120H62V123ZM86 122V121H85ZM90 122H91V120H90ZM89 122V123H90ZM127 122H128V119H127ZM133 122V121H132ZM135 122H137V121H135ZM139 122V121H138ZM142 122V121H141ZM140 122V123H141ZM147 122H149V121H147ZM153 122V121H152ZM156 122V121H155ZM188 122H190V121H188ZM203 122H205V121H203ZM207 122V121H206ZM210 122V121H209ZM227 122V121H226ZM228 122H229V120H228ZM257 122V121H256ZM262 122H261V124H262ZM47 123V122H46ZM60 123V122H59ZM84 122H82V124H83ZM126 123V122H125ZM129 123V122H128ZM131 123V122H130ZM139 123V124H140ZM169 123V122H168ZM171 123H172V121H171ZM192 123V122H191ZM199 123V122H198ZM231 123V122H230ZM252 123V122H251ZM67 124V123H66ZM65 124V125H66ZM76 124H78V123H76ZM137 124V123H136ZM144 124V123H143ZM155 124V123H154ZM182 124V123H181ZM193 124V123H192ZM236 124V123H235ZM239 124V123H238ZM53 125V124H52ZM51 125V126H52ZM65 125H63V126H65ZM85 125V124H84ZM86 125H88V123L86 124ZM85 125V127H87ZM90 125H91V123H90ZM95 125H96V123H95ZM127 125V124H126ZM131 125H132V123H131ZM166 126L168 125V124H165ZM169 125H171V124H169ZM187 125H189V124H187ZM186 124H184V129H186V126H187ZM195 125H197V122H196V124ZM203 125V124H202ZM208 125V124H207ZM221 125H223V124H221ZM224 125H226V123H224ZM229 125H231V124H229ZM240 125V124H239ZM239 125H237V126H239ZM246 125H247V122H246ZM250 125H252V124H250ZM257 125V124H256ZM263 125V124H262ZM99 126V125H98ZM138 126V125H137ZM142 126V125H141ZM146 125H144V127H145ZM154 126V125H153ZM155 126H156V124H155ZM157 126H159V124L157 125ZM178 126V125H177ZM193 126H194V124H193ZM61 127V126H60ZM66 127V129H70V126H68V128H67V125L65 126ZM83 127V126H82ZM82 127H81V124H79V125H77L76 126V128L77 129H74L73 127V130H74V132H75V134H74V132H73V130H72V132H73V134H74V136L76 135V136H78L79 137V139H80V136L79 135H82L81 133H80V130H78V129H82ZM91 127H94V126H92L91 125ZM96 127V126H95ZM150 127H151V125H150ZM161 127V126H160ZM161 127V128H162ZM168 127V126H167ZM166 127V128H167ZM180 127V126H179ZM188 127V126H187ZM192 127V126H191ZM201 127L202 126H200V129H201ZM216 127V126H215ZM221 127H223V126H221ZM232 126H230L229 128H228V126H227V129L230 131ZM234 127V126H233ZM232 127V128H233ZM259 127H261V126H259ZM89 128V127H88ZM139 128V127H138ZM142 128V127H141ZM157 128V127H156ZM181 128H182V126H181ZM211 128V127H210ZM251 128V127H250ZM253 128V127H252ZM65 129V128H64ZM65 129V130H66ZM87 129V128H86ZM97 129V128H96ZM126 129V128H125ZM154 129V128H153ZM153 129H151V130H149V131H152ZM171 129H172V127H171ZM176 129V128H175ZM183 129V130H184ZM190 129V128H189ZM189 129H187L186 131H184V133H182V135L185 137V140H189L190 139V137H192V136H194V135H192V132L194 131V129H193V131L192 130H189ZM196 129V128H195ZM203 129V128H202ZM207 129V128H206ZM222 129V128H221ZM224 129V128H223ZM254 129V128H253ZM257 129V128H256ZM255 129V130H256ZM76 130V131H75ZM101 130V129H100ZM110 129H109V131H111ZM139 130V129H138ZM145 130H146V128H145ZM166 130V129H165ZM180 130V129H179ZM182 130V129H181ZM183 130H182V132H183ZM197 130H198V126H197ZM205 130V129H204ZM216 130V129H215ZM236 130V129H235ZM263 130V129H262ZM261 130V132L262 133H260V134H258V138L254 141L255 142V144L257 143V146H258V144H260L262 147H264V130L262 131ZM15 132H16V130H14ZM83 131H84V129H83ZM143 132H144V130H142ZM147 131H148V129H147ZM163 131V130H162ZM170 131V130H169ZM176 131L178 132V128L176 129ZM234 131V130H233ZM237 131V130H236ZM251 131V130H250ZM52 132H54V130L52 131ZM51 132V133H52ZM68 131H66V134H68L67 133ZM85 132H86V130H85ZM96 131H94V128L92 129H89V131H87L86 133H87V139H88V145H91L94 149H95V151L94 150H92V151H94V153L96 152V153H99V150H104L103 148H104V145H103V143H105L106 144V141L105 140H102V141H104V142H102V141H100V139H98V138H102V137H99L98 136V134H97V132L95 133ZM107 132V131H106ZM112 132V131H111ZM140 132H141V130H140ZM156 132V131H155ZM165 133H166V131H164ZM168 132V131H167ZM172 133H173V130L171 131ZM198 132H200V131H198ZM197 132V133H198ZM201 132H202V130H201ZM235 132V131H234ZM13 133V132H12ZM11 133V134H12ZM17 133H19V132H17ZM99 133V132H98ZM142 133V132H141ZM152 133V132H151ZM154 133V132H153ZM152 133V134H153ZM157 133V132H156ZM160 133V132H159ZM172 133H171V135H172ZM195 133V132H194ZM206 133V132H205ZM215 133V132H214ZM220 133H221V131H220ZM13 134H15V133H13ZM20 134H22L21 132H20ZM54 134V133H53ZM84 134V133H83ZM101 134V133H100ZM106 134H109V133H106ZM106 134L104 135V136H106ZM121 134V133H120ZM163 134V133H162ZM169 134H170V132H169ZM168 134V135H169ZM177 134V133H176ZM176 134H174L175 135V138H174V142L173 143H176V142H178V141H180L181 140V138H182V136H181V138L179 137V139H178V141L176 140V137H178V136H176ZM207 134V133H206ZM209 134H210V132H209ZM217 134H218V131H217ZM216 134V136L215 137H217L218 135ZM237 134V133H236ZM246 134V133H245ZM252 134H254V132L252 133ZM256 134V133H255ZM18 134H16V136H17ZM69 135H70V133H69ZM103 135V134H102ZM101 135V136H102ZM142 135V137H143V134H141ZM147 135H149V134H147ZM154 135V134H153ZM153 135H150V136H153ZM158 135V134H157ZM164 135V134H163ZM165 135H167V134H165ZM170 135V136H171ZM178 135H180L179 133H178ZM200 135V134H199ZM203 135V134H202ZM202 135H200V136H202ZM214 135V134H213ZM225 135V134H224ZM230 135V134H229ZM251 135V134H250ZM1 136V135H0ZM15 136V138H18L19 139V136H20V139L19 140H22V142L24 143H26L27 144V139H28V137H27V135L26 134H22V135H18V137H16ZM97 136H98V138H97ZM103 136V137H104ZM112 136H114V133L113 134H111L110 135V137L112 138ZM138 136V135H137ZM195 136H196V134H195ZM205 136H207V135H205ZM257 136V135H256ZM8 137V136H7ZM107 137V136H106ZM118 137V136H117ZM134 137H136V136H134ZM140 137V136H139ZM146 136H144L143 138H145ZM164 137V136H163ZM162 137V140L165 138H163ZM198 137V136H197ZM220 137V136H219ZM9 138V137H8ZM11 138V137H10ZM9 138V139H10ZM105 138V137H104ZM103 138V139H104ZM115 138V137H114ZM155 138V137H154ZM158 138V137H157ZM160 138V137H159ZM159 138H158V140H159ZM173 138L171 139V140H173ZM187 138V139H186ZM193 138V137H192ZM209 139H212V138H210V136L208 137ZM208 138H205V140L206 141H208ZM224 138H225V136H224ZM230 138V137H229ZM235 139H236V137H234ZM251 138H253V137H251ZM12 139V138H11ZM10 139V140H11ZM14 139V138H13ZM17 139V140H18ZM41 140H42V138H40ZM75 139H76V137H75ZM113 139V138H112ZM156 139V138H155ZM161 139V138H160ZM166 139H167V137H166ZM183 139V138H182ZM199 139H201L200 137H199ZM227 139V138H226ZM238 139V138H237ZM15 140V139H14ZM36 140H37V138H36ZM70 140H71V138H70ZM108 140V139H107ZM139 140V139H138ZM149 140V139H148ZM152 140H154V139H152ZM192 140H194V138L192 139ZM192 140H190V141H192ZM215 140V139H214ZM221 140H222V138H221ZM241 140V139H240ZM248 141H249V139H247ZM6 141V140H5ZM83 141V140H82ZM150 141V140H149ZM176 141V142H175ZM182 141H184V139L182 140ZM210 141V140H209ZM228 141V140H227ZM232 141V140H231ZM234 141V140H233ZM238 141V140H237ZM248 141H246V144H247V142ZM251 141V140H250ZM250 141H249V145L251 146L252 144H253V141H251L252 142V144H250ZM7 142H9V141H7ZM15 142V141H14ZM19 142V141H18ZM30 142V141H29ZM41 142H43V141H41ZM70 142H72V141H70ZM84 142H86V140L84 141ZM116 142H117V140H116ZM137 143H134V144H137V146L139 145L140 146V140L139 141H136ZM142 142H143V140H142ZM156 142V141H155ZM167 142H170V141H167ZM172 142V141H171ZM195 142H196V140H195ZM217 142V141H216ZM222 142H224V141H222ZM235 142H236V140H235ZM1 143V142H0ZM24 143V144H25ZM32 143V142H31ZM75 143V142H74ZM87 143V142H86ZM157 143V142H156ZM159 143V142H158ZM157 143V144H158ZM180 143V142H179ZM185 143V142H184ZM193 143V142H192ZM199 143H200V141H199ZM218 143H219V141H218ZM228 143H230V141H228L227 142V147H230L229 146V144ZM237 143H239V142H237ZM7 144V143H6ZM39 144H40V142H39ZM144 144V143H143ZM143 144H141V145H143ZM149 144V143H148ZM147 144V145H148ZM201 144H203V143H201ZM207 144H209L208 142H207ZM207 144H205V145H207ZM220 144H222V143H220ZM240 144V148H234V146L235 145H239ZM239 144H235L234 146H233V149H231V148H228V149H230V150H228V152L232 155V157L233 156H235V161L236 162H238L237 160H238V156H237V153L238 154H243V153H247L246 151L248 150V149H251V147L249 146V148H247V147H245V148H247V150L246 149H244V146L246 145L245 143V145L241 142V143H239ZM255 144H253V145H255ZM22 145V144H21ZM41 145V144H40ZM72 145H73V143H72ZM77 145H79V144H77ZM123 145H127V144H125V143H123ZM147 145L145 146V148L143 147V149H140L139 151L141 152V150L143 151H145L146 152V156L145 157H147V158H149V159H152V160H154V156L156 155L157 157H159L160 158V153L158 154V151H157V149H159V146L160 147H162V145H164V144H161V145H159V146H157L156 148H155V146H154V149H153V146H152V144H151V142H150V145L152 146V148H151V146L149 145V147L148 148H151V149H148V148H146L147 147ZM176 145V144H175ZM185 145V144H184ZM205 145H203V146H205ZM212 145V144H211ZM3 146V145H2ZM30 147H29V149L33 152V155H34V153L35 154H39V155H41L40 153H42V151H41V149H39L40 147L42 148V145L41 146H39L38 148H37V146L36 147H31V144L29 145ZM75 146V145H74ZM118 146H119V144H118ZM128 146V145H127ZM138 146V147H139ZM166 146V145H165ZM165 146L164 147H162V148H164L165 149ZM180 146V145H179ZM183 145H181V147H182ZM191 146V145H190ZM197 145H194V148L196 147ZM207 146H209V145H207ZM219 146V145H218ZM223 146H225L226 147V144H224ZM27 146H24V148H26ZM77 147V146H76ZM112 147H115V146H112ZM116 147H117V145H116ZM125 147V146H124ZM133 147V146H132ZM175 147H177V145L175 146ZM216 147V146H215ZM226 147V148H227ZM261 147V148H262ZM2 148V147H1ZM72 148H73V146H72ZM130 148V147H129ZM199 148H201V147H199ZM206 148V147H205ZM217 148V147H216ZM253 148H255L254 146H253ZM260 148V147H259ZM3 149V148H2ZM87 149H89V148H87ZM108 149V148H107ZM106 149V150H107ZM110 149V148H109ZM112 149V148H111ZM119 149V148H118ZM126 149V148H125ZM133 149V148H132ZM136 149V148H135ZM134 149V150H135ZM137 149H139V148H137ZM137 149H136V152H137ZM181 149H183V147L181 148ZM189 148H187V150H188ZM201 149H203V150H205L204 148H201ZM209 149V148H208ZM212 149V148H211ZM255 149H257V148H255ZM254 149V150H255ZM5 150V149H4ZM115 150V149H114ZM113 150V151H114ZM127 150H129L128 148H127ZM161 150V149H160ZM163 150V149H162ZM162 150L160 151V152H162ZM168 150H170V149H168ZM174 150V149H173ZM190 150V149H189ZM193 150V149H192ZM191 150V151H192ZM207 150V149H206ZM218 150H220L219 152H222L221 151V149H218ZM1 151V150H0ZM25 151H26V149H25ZM50 151V150H49ZM72 150H70L69 151V154H66L65 153V155H62V157L60 158V159H57V158H54V162H53V160H52V162L55 164V166H57L58 167V169L59 170H61L62 172H66L70 167H73V168H77V167H79V165H81V163L83 164V167H84V165H85V162H87L88 163V165H90V163H91V161L93 160L92 159V157H90L91 156V154H90V156L88 155V153L86 154V153H84V154H79V155H77V153H76V151L73 153V151H72V154L70 153ZM84 151V150H83ZM91 151V150H90ZM105 151V150H104ZM119 151H121L120 149H119ZM138 151V152H139ZM143 151V152H144ZM171 151V150H170ZM194 151V150H193ZM223 151H224V149H223ZM251 152H253L252 150H250ZM257 151V150H256ZM259 152H260V149L258 150ZM8 152V151H7ZM85 152V151H84ZM102 152V151H101ZM118 152V151H117ZM134 152V151H133ZM136 152H135V154H136ZM165 153H166V149H165V151H164ZM172 152V151H171ZM175 152V151H174ZM173 152V153H174ZM177 152H178V149H177ZM189 152V154H187V152H185L186 154H184V155H187V156H191V152L190 151H188ZM196 152V151H195ZM194 152V153H195ZM211 152H212V150H211ZM219 152H217V153H219ZM258 152V153H259ZM11 153V152H10ZM31 153V152H30ZM102 153H104V152H102ZM108 153H110V155H111V152L109 151ZM127 153V152H126ZM142 153V152H141ZM179 153V152H178ZM182 153V152H181ZM179 154V155H182V154ZM200 153H201V151H200ZM200 153H199V155H200ZM210 153V152H209ZM214 153V152H213ZM226 153V152H225ZM255 153L256 152H254V158L256 157L255 156ZM8 154V153H7ZM57 154V153H56ZM112 154H113V156H114V152H112ZM120 154V153H119ZM132 154V153H131ZM158 154V155H157ZM192 154H193V152H192ZM203 154H204V152H203ZM11 155V157H16L17 155H15V156H12V154H10ZM36 155V156H37ZM38 155V156H39ZM50 155V154H49ZM55 155V154H54ZM81 155V158L79 159V156ZM96 155V154H95ZM107 155H109V154H105L104 156H107ZM136 155H138V154H136ZM142 155V154H141ZM166 155V154H165ZM248 155V154H247ZM246 154H245V156H247ZM256 155H257V153H256ZM35 156V155H34ZM93 156V155H92ZM97 156V155H96ZM116 156V155H115ZM114 156V158H116ZM118 156V155H117ZM120 156V155H119ZM126 156V155H125ZM163 156V155H162ZM168 156V155H167ZM192 156H194V155H192ZM191 156V157H192ZM201 156H202V154H201ZM213 156V155H212ZM212 156H209V158L211 157L212 158ZM217 155H215V156H213V159H209V160H213L214 161V163H209V162H206V163H203L202 165H205L204 167H206L207 169H206V171H204L205 172V174H203V176H202V179L199 177V179H195V180H192L193 182L195 181V182H201V183H206V185L204 184V186L203 187H205V186H207L208 187V185H210V187L211 186H214L215 187V185H219V187L220 186H223V187H225L227 184H228V180H229V178L228 177H231V176H233V174H234V176L233 177H235V175L237 176V179H239L241 176H242V178H243V174H244V172L246 173V175H247V177L248 178H250V176H248V172H254V167L256 166H254L253 165V167L251 166H248V168H247V166H246V170H244V169H242L241 168V166L240 165H236L235 166V163L231 160V158L232 157H230V158H228V159H221V158H223V156L221 157V158H219L218 156L216 157ZM244 156V157H245ZM49 157H52V156H49ZM54 157V156H53ZM85 157V159L84 160H82L83 158ZM99 157V156H98ZM101 157H102V155H101ZM173 157V156H172ZM175 157H177V156H175ZM181 157V156H180ZM182 157H184L183 155H182ZM18 158V157H17ZM20 158H22V156L20 157ZM113 157L112 156H109V159L111 160ZM114 158H113V160H114ZM195 158V157H194ZM197 158H199L198 156H197ZM201 158V157H200ZM206 158H207V156H204V160H206ZM224 158H226V157H224ZM240 158V157H239ZM13 159V158H12ZM53 159V158H52ZM104 159V158H103ZM118 159V158H117ZM125 159V158H124ZM143 159V158H142ZM165 159V158H164ZM171 159H173V158H171ZM175 159V158H174ZM188 159V158H187ZM242 159H244V158H242ZM14 160V159H13ZM12 160V161H13ZM97 160V159H96ZM98 160H100V159H98ZM105 160H107L106 158H105ZM127 160V159H126ZM125 160V161H126ZM137 160H138V158H137ZM145 160V162H146V159H144ZM148 160V159H147ZM160 160L161 159H158L157 161H159L160 162ZM167 160V159H166ZM169 161H170V157H169V159H168ZM167 160V161H168ZM178 160V159H177ZM189 160V159H188ZM196 160H198V159H196ZM196 160H194L195 162H196ZM200 161H202L201 159H199ZM198 160V161H199ZM209 160H207V161H209ZM256 160V159H255ZM257 160H258V158H257ZM19 161V160H18ZM134 161H135V159H134ZM133 161V162H134ZM172 161V160H171ZM187 161V160H186ZM190 161V160H189ZM254 161V160H253ZM20 162V161H19ZM103 162V161H102ZM107 162V161H106ZM121 162V161H120ZM150 162V161H149ZM155 162V161H154ZM182 162H183V160H182ZM192 162H193V159H192ZM242 162H244V163H248V162H246V161H242ZM242 162H240V163H242ZM258 162V161H257ZM256 162V163H257ZM14 163V161L12 162V164ZM17 163V162H16ZM15 163V164H16ZM101 163V162H100ZM110 163V162H109ZM117 163V162H116ZM137 163H139V162H137ZM136 163V164H137ZM155 163H157V165L159 164L158 162H155ZM171 163V162H170ZM179 163V162H178ZM190 163V162H189ZM200 163V162H199ZM234 163V164H233ZM239 163V164H240ZM251 163H253V162H251ZM262 163V162H261ZM260 163V164H261ZM4 164V163H3ZM2 164V165H3ZM23 164H24V160H23ZM22 164V165H23ZM94 164V163H93ZM102 164V163H101ZM107 164V163H106ZM113 164V163H112ZM111 164V165H112ZM120 164V163H119ZM123 164V163H122ZM145 164V163H144ZM162 164V163H161ZM160 164V165H161ZM243 164V163H242ZM259 164V165H260ZM14 165V164H13ZM25 165V164H24ZM87 165V166H88ZM126 165H127V163H126ZM138 165V164H137ZM170 165H173L172 163L170 164ZM180 165H181V163H180ZM184 165V164H183ZM195 165V164H194ZM200 165V164H199ZM201 165V166H202ZM252 165V164H251ZM263 165V164H262ZM92 166V165H91ZM99 166V165H98ZM104 166H106V165H104ZM108 166V165H107ZM106 166V167H107ZM121 166H123V165H121ZM128 166V165H127ZM132 166V165H131ZM153 166H154V164H153ZM168 166V165H167ZM176 166V165H175ZM189 166V165H188ZM201 166H198V167H201ZM240 166V167H239ZM15 167H17V166H15ZM80 167H82V166H80ZM86 167V166H85ZM89 167V166H88ZM96 167V165L94 166V168ZM109 167V166H108ZM124 167V166H123ZM148 167H150V166H148ZM187 167V166H186ZM203 167V166H202ZM1 168H3V167H1ZM27 168H28V166H27ZM90 168H92V167H90ZM97 168V167H96ZM100 168H101V166H100ZM112 168L113 167H111L110 169L112 170ZM122 168V167H121ZM130 168H132V167H130ZM182 168V167H181ZM242 169V171H241V169ZM255 168H257V167H255ZM11 169V168H10ZM12 169H14L13 167H12ZM26 169V168H25ZM80 169V168H79ZM85 169V168H84ZM104 169H106V168H104ZM116 169V168H115ZM154 169V168H153ZM165 169H167V168H165ZM169 169H170V167H169ZM190 169V168H189ZM193 169V168H192ZM263 169H264V167H263ZM8 171H9V169H7ZM108 170V169H107ZM121 170V169H120ZM123 170V169H122ZM131 170V169H130ZM132 170H133V168H132ZM148 170V169H147ZM149 170H150V168H149ZM164 170V169H163ZM162 170V171H163ZM168 170V169H167ZM173 170V169H172ZM171 170V171H172ZM175 170V169H174ZM200 170V169H199ZM203 170V169H202ZM258 170H260V169H258ZM2 171V170H1ZM12 171V170H11ZM11 171H9L8 172V174H9V176H10V180H12L13 182H14V185H15V188H16V191H15V193L13 194L14 196H13V198L11 199V201L10 202H8V203H6V205H5V207H3V208H1L0 209V239H2V240H4V241H0V246L2 247V246H5V245H7L6 243H10L9 242V239H8V237L6 236H4L3 234H7V230H6V232H5V229L7 228V225L9 226V228H8V231L10 230V227H12L13 228V226H15L16 227V224L14 225V219H13V216H15L20 210H21V208H22V204H21V201L24 199V198H32V200H34L35 202H36V204H45V203H48V205H50V206H52L53 207V210L54 211H57V213H61L60 215H62L63 214V216H64V214H68L72 209H73V211L75 212L76 210H75V208H73V205L75 204L76 205V203H72V206L71 205H68V203H67V205L65 204V205H62L61 203L63 202V199H62V201H59L60 199H58V200H56V199H54L52 196H53V194L51 195V191H50V188H52L53 186H51V185H53V184H50V183H53V181L52 182H49V180H48V182H47V179H46V177H47V175L45 176V179H46V181H45V179H44V182H43V184H41V185H38V183L36 182L37 180H34V181H31L30 180V178H20V177H18V175L17 174H15L13 171L11 172ZM25 171H28L27 169L25 170ZM31 171V170H30ZM56 171H58L57 169H56ZM96 171H98V169L96 170ZM102 171V170H101ZM143 171V170H142ZM152 171V170H151ZM170 171V172H171ZM263 170H261V172H262ZM22 172V171H21ZM20 172V173H21ZM108 172V171H107ZM110 172V171H109ZM122 172V171H121ZM124 172V171H123ZM129 172V171H128ZM150 172V171H149ZM148 172V173H149ZM153 172V171H152ZM165 172H168V171H165ZM169 172V173H170ZM259 172V171H258ZM6 173V172H5ZM16 173H19V172H16ZM44 173V175H45V172H43ZM61 173V172H60ZM102 173H104V172H102ZM113 173H116V172H113ZM113 173H111V174H113ZM119 173V172H118ZM147 173V172H146ZM157 173V175H156V177H154V178H157V176H158V171L157 172H155V174ZM172 173H174V172H172ZM202 173V172H201ZM200 173V174H201ZM106 174V173H105ZM105 174H103V175H105ZM110 174V173H109ZM120 174V173H119ZM122 174V173H121ZM142 174V173H141ZM151 174V173H150ZM162 175L161 176H163V173H161ZM165 174V173H164ZM182 174V173H181ZM185 174V173H184ZM195 174V173H194ZM198 174V173H197ZM258 174V173H257ZM7 175V174H6ZM24 175H25V173H24ZM50 175V174H49ZM65 174H62L61 173V176H63L64 178H65V176H64ZM159 175H160V173H159ZM170 175H171V173H170ZM177 175V174H176ZM199 175V174H198ZM240 175V176H239ZM21 177H22V174L20 175ZM26 176V175H25ZM113 176V175H112ZM118 176V175H117ZM131 176V175H130ZM196 176V175H195ZM244 176H245V174H244ZM26 177H28V176H26ZM122 177V176H121ZM123 177H125V176H123ZM138 177V176H137ZM136 177V178H137ZM140 177V176H139ZM152 177V175H151V178H148V180H146V179H142V183H143V190H142V192H140L139 194H141V197H140V195L138 194V196L141 198V199H139V198H137V195L135 196L133 193H134V191L135 190H133V189H135V186L134 185H132V186H134V187H132L131 189L133 190H128L129 192H131L133 195H131V193H130V195H129V192L127 193V191H126V189H130V187H128V188H124L125 189V191H126V194H128L127 196V198L125 199V201L127 202L126 204H129V206L128 205H125L126 207H124V205L123 206H121V207H124V209H123V211L125 210L126 211V213H125V215H128L127 217H126V219H128V221H126V222H128L129 223V221L131 222V232H135V231H137V228H143L142 226L143 225H141L140 223H142L143 221H145V219L147 220V216H142L141 215V211L143 210L142 208V210H138L137 209V207H139L140 208V205H138L137 207H135L136 206V203L138 202V200H141L142 201V199H150V200H147V201H151L152 200V198L153 199H155L157 196H158V198H156V199H158V202H163L164 204L166 203V205L168 206V205H170L171 203V200L173 199L172 197H171V195L174 193V190L175 189H171L172 187H174V188H176L175 186H171V188L169 187H165V190H161L160 188H159V186H160V184H159V182L160 183H162L163 181L161 180L163 177H158L159 179L156 181V182H158V186H156V187H153V186H155L157 183H155L154 185L152 184V187H151V181H152V179H154ZM165 177V176H164ZM172 177H173V175H172ZM184 177V176H183ZM188 176H186V178H187ZM239 177V178H238ZM68 178V177H67ZM66 178V179H67ZM105 178H106V176H105ZM107 178H108V175H107ZM112 178V177H111ZM175 178V177H174ZM174 178H173V180H174ZM178 178H180V177H178ZM190 178V177H189ZM192 178V177H191ZM246 178V177H245ZM251 178H254V176L253 177H251ZM32 179H34V177L32 178ZM50 179V178H49ZM62 179V178H61ZM68 179H70V178H68ZM117 179V178H116ZM119 179H121V178H119ZM118 179V180H119ZM166 178H164L163 180H165ZM182 179V178H181ZM106 180V179H105ZM108 180V179H107ZM110 180H113V179H110ZM135 180V179H134ZM156 180V179H155ZM230 180H232L231 178H230ZM235 180V179H234ZM248 180V179H247ZM250 180V179H249ZM42 181H43V179H42ZM63 181H65V180H63ZM132 181V180H131ZM204 181V182H203ZM239 181V180H238ZM244 181V180H243ZM45 182H47V183H45ZM113 182V181H112ZM125 182V181H124ZM127 182H129V180L127 181ZM153 183H154V180L152 181ZM177 182V181H176ZM179 182V181H178ZM182 182H184L183 180H182ZM194 182V183H195ZM231 182V181H230ZM79 183V182H78ZM108 183V182H107ZM114 184H116L117 183V181H114L113 182ZM135 183H137V182H135ZM134 183V184H135ZM168 184H169V182H167ZM171 183V182H170ZM175 183V182H174ZM191 182H189V184H190ZM234 183V182H233ZM237 183V182H236ZM39 184H40V182H39ZM66 184V183H65ZM68 184H69V181H68ZM70 184H72V183H70ZM77 184V183H76ZM80 184H81V182H80ZM122 184V183H121ZM128 184V183H127ZM130 184H131V182H130ZM130 184H128L129 186H130ZM139 184V183H138ZM188 184V185H189ZM193 184V183H192ZM230 184V183H229ZM232 184V183H231ZM251 184V183H250ZM86 185V184H85ZM84 185V183H82V185L81 186H85ZM102 185V184H101ZM107 186L106 187H108V184H106ZM109 185H111V184H109ZM117 185V184H116ZM120 185V184H119ZM118 185V187H121V185L119 186ZM167 185V184H166ZM187 185V186H188ZM191 185V184H190ZM195 185V184H194ZM193 185V186H194ZM196 185H198V184H196ZM196 185H195V188H196ZM249 185V184H248ZM253 185V184H252ZM77 186V185H76ZM92 186V185H91ZM88 187L87 189L88 190H86V191H90V188H92V187ZM111 186H113V188L114 189H112L114 192H116V191H120V188H118L117 186H115V185H111ZM117 187V188H115V187ZM122 186H124V183H123V185ZM126 186V185H125ZM150 186V187H149ZM162 186V185H161ZM165 186V185H164ZM182 186H183V184H182ZM181 186V187H182ZM139 187V186H138ZM180 187V188H181ZM199 187V186H198ZM202 187V188H203ZM219 187H218V190H220L219 189ZM223 187H221V189L223 188ZM227 187H228V185H227ZM70 188H71V186H70ZM73 188V187H72ZM71 188V189H72ZM82 188V187H81ZM95 189L97 188V187H94ZM162 188V187H161ZM178 188H179V186H178ZM177 188V189H178ZM192 188V187H191ZM201 188V189H202ZM240 188H241V186H240ZM103 189V188H102ZM116 189V190H115ZM123 189V188H122ZM121 189V190H122ZM124 189H123V191H124ZM189 189V188H188ZM192 189H194V188H192ZM200 189V188H199ZM207 189V188H206ZM92 190V189H91ZM98 189H96V190H94L95 192L97 191ZM100 190V189H99ZM98 190V191H99ZM108 190H110V189H108ZM172 190H173V193H171L172 192ZM179 190H181V189H179ZM209 189H207V191H208ZM211 190V189H210ZM213 190H215V189H213ZM93 191V190H92ZM92 191H91V193L89 194V195H92L93 193H92ZM93 191V192H94ZM97 191V192H98ZM119 191L117 192V193H119ZM123 191L122 192H120V193H123ZM204 191V190H203ZM84 192H85V190H84ZM83 192V193H84ZM111 192V191H110ZM114 192L112 193V194H114ZM176 192V191H175ZM189 192V191H188ZM239 191H237L236 193H238ZM54 193V192H53ZM178 193V192H177ZM87 194V195H88ZM124 194H125V192H124ZM124 194H123V196H124ZM203 194V193H202ZM243 194V193H242ZM241 194V195H242ZM110 196L111 194L109 193V194H107V196ZM115 195H117V194H114V196ZM119 195V196H118ZM117 195V197L116 198H114L113 197V195H112V197L114 198V199H112L111 198V200L109 201V203H107L108 204V207L109 206H114V205H118V203L119 204H122V202L124 201H121V203L119 202L120 201V195L121 194H118ZM175 195V194H174ZM180 195V194H179ZM69 196H71V195H69ZM85 196V195H84ZM83 196V197H84ZM177 196V195H176ZM181 196V195H180ZM184 196V195H183ZM75 197V196H74ZM87 197V196H86ZM89 197V196H88ZM91 197V199H93L94 200V202H95V204H97V205H100V206H104V207H106V205L104 204L105 202H101L100 200H102V199H98V195H92V196H90ZM100 197V196H99ZM182 197V196H181ZM227 197H228V195H227ZM234 197V196H233ZM239 197V196H238ZM11 198V197H10ZM71 198V197H70ZM123 198V197H122ZM175 198V197H174ZM178 198V197H177ZM188 198V197H187ZM72 200H73V202H74V199L73 198H71ZM28 200V199H27ZM86 200H87V198H86ZM174 200H176V199H174ZM185 200V199H184ZM222 200V199H221ZM88 201L90 202V200L88 199L87 201H86V203L88 204ZM103 201H104V199H103ZM124 201V202H125ZM153 201V200H152ZM151 201V202H152ZM34 202V203H35ZM61 202V203H60ZM69 202H71V201H69ZM107 202V201H106ZM129 202V203H128ZM142 202H144V201H142ZM161 202V203H162ZM221 202V201H220ZM222 202H224V201H222ZM239 202H240V200H239ZM79 203V202H78ZM93 203V201L91 202V204ZM161 203H159L160 205H161ZM175 203V202H174ZM179 203V202H178ZM61 204V205H60ZM71 204V203H70ZM90 204V205H91ZM95 204H94V206H93V208L92 209H94V211H95V208H96V206H95ZM123 204H125V203H123ZM149 204V203H148ZM154 204V203H153ZM152 203H151V207H152V205H153ZM224 204V203H223ZM243 204H244V202H243ZM150 205V204H149ZM172 205V204H171ZM219 205H221V204H219ZM227 205V204H226ZM3 206V205H2ZM2 206H0V207H2ZM70 206L72 207V208H70ZM76 206H78V205H76ZM120 206V205H119ZM128 206V207H127ZM131 206V207H130ZM159 206V205H158ZM178 206L179 205H177V208H178ZM223 206V205H222ZM228 206H229V204H228ZM232 206V205H231ZM240 206V205H239ZM246 206V205H245ZM75 207V206H74ZM79 207V206H78ZM88 207V206H87ZM101 207V208H102ZM107 207V208H108ZM142 207V206H141ZM149 207V206H148ZM174 207H176V206H174ZM24 208V207H23ZM110 209H111V207H109ZM154 208H156L155 206H154ZM170 208V207H169ZM212 208V207H211ZM214 208V207H213ZM71 209V210H70ZM84 209V208H83ZM88 209V208H87ZM105 209V208H104ZM122 209V208H121ZM149 209V208H148ZM160 209V208H159ZM168 209V208H167ZM172 209V208H171ZM176 209V208H175ZM183 209V208H182ZM231 209V208H230ZM233 209V208H232ZM27 210V209H26ZM70 210V211H69ZM99 210V209H98ZM119 210V209H118ZM150 210V209H149ZM149 210H147V212H145V213H149L148 211ZM151 210H154V209H151ZM155 210H157V209H155ZM170 210V209H169ZM168 210V211H169ZM229 210V209H228ZM25 211V210H24ZM73 211H71V212H73ZM106 211V210H105ZM108 211V210H107ZM124 211V212H125ZM158 211V210H157ZM156 211V212H157ZM161 211V210H160ZM174 211V210H173ZM173 211H172V213H173ZM213 211V210H212ZM27 212V211H26ZM70 212V213H71ZM73 212V213H74ZM88 212V211H87ZM114 212V211H113ZM154 212V211H153ZM153 212H151V213H153ZM165 212H167V211H165ZM181 212H182V210H181ZM21 213V212H20ZM78 213V212H77ZM76 213V214H77ZM97 213H98V211H97ZM100 213V212H99ZM144 213V212H143ZM171 213V212H170ZM178 213V212H177ZM19 214V213H18ZM23 214V213H22ZM122 214V213H121ZM120 214V215H121ZM150 214V213H149ZM148 214V216H150ZM154 214V213H153ZM158 214V213H157ZM156 214V215H157ZM161 214V213H160ZM213 214V213H212ZM220 214V213H219ZM69 215V214H68ZM106 215H107V217H108V219H110V221H108V219H106V222H103V221H99L100 222V228H99V230H100V235H102L103 237H105L106 236V239L105 240H108V241H110L111 240V242H113V244L116 246V248H120V247H123V248H127V247H131L132 248V246H133V249H134V245L136 246V244L138 243V241H135V237L133 238V237H129V235H127L129 238H127L128 240H127V242H126V240L124 239V241H122V240H118V238L116 239L115 238V234H117L118 235V231L116 230V232H115V229H117V226L115 225V229L113 230L112 229V224H111V222H112V218H114V217H112V216H110L111 214L110 213H106ZM146 215V214H145ZM152 215V214H151ZM176 215V214H175ZM179 215V214H178ZM181 215V214H180ZM231 215V214H230ZM98 216V215H97ZM103 216V215H102ZM153 216V215H152ZM151 216V217H152ZM161 216V215H160ZM169 216V215H168ZM173 216V215H172ZM214 216V215H213ZM220 216V215H219ZM229 216V215H228ZM36 217V216H35ZM106 217V216H105ZM119 217V216H118ZM155 217V216H154ZM153 217V218H154ZM174 217V216H173ZM180 217V216H179ZM230 217V216H229ZM258 217V215L256 216V218ZM16 218H18V217H16ZM72 218V217H71ZM117 218V217H116ZM150 218V217H149ZM153 218H151L152 220H153ZM160 218V217H159ZM240 218V217H239ZM244 218V217H243ZM254 218V217H253ZM123 219H125V218H123ZM122 219V220H123ZM166 219H167V217H166ZM165 219V220H166ZM169 219V218H168ZM172 219V218H171ZM238 219V218H237ZM247 219V218H246ZM14 220V221H13ZM98 220H102V219H98ZM115 220H118V219H115ZM115 220H114V223H115ZM162 220V219H161ZM220 220V219H219ZM240 220V221H239ZM241 220L242 219H238V223L239 224H241L240 222H241ZM261 219H252V221L251 222H247L245 225H246V227L247 228H249V230L251 231V233H250V235H249V233H248V230L246 231V233H248V238H245V239H248L247 241H245V242H247V243H245L243 240V242L244 243H242L240 240L241 239H243L242 237H241V235H240V233H239V235H240V237L238 236V234L236 235L235 234V231H233L232 229H234V227L232 226L231 228L229 227V226H231V225H227L226 223H224V225L221 227L220 226V224L221 223H219V222H216L215 223V221H217V220H215V221H213L215 224H213L215 227V229L216 230H218L217 228L219 227V234L221 233L222 234V236H218V238H221V239H216V237L217 236H215L214 238H215V240L213 239V235L211 236V243H209V241H207L209 244H207V242H206V244H205V246H194L193 248H192V251L191 252H189L188 254H185V253H183L182 254V251L181 252H179V251H175V252H177L176 254H173V251H172V253H170L169 254V252L168 253H166L165 255H166V257H161L160 256V254L161 253H157V254H159V256L156 254V255H152L151 256V253H149L150 255H147V253L145 254V251L142 249V247H141V250H143L142 252H141V254H138L139 256H133L134 257V259H132L133 261L130 263V264H264V222H262V221H260ZM263 220V219H262ZM39 221V220H38ZM105 221V220H104ZM124 222H125V220H123ZM155 221V220H154ZM157 221H159V219L157 220ZM167 221V220H166ZM211 221V220H210ZM243 221V220H242ZM244 221L246 222V220L244 219ZM244 221L242 222V224L244 223ZM249 221V220H248ZM10 222V223H9ZM117 222V221H116ZM120 222V221H119ZM123 222V223H124ZM147 222V221H146ZM145 222V223H146ZM172 222V221H171ZM28 223V222H27ZM31 223V222H30ZM73 223V222H72ZM113 223V224H114ZM122 223V222H121ZM144 223V222H143ZM156 223V222H155ZM219 225H218V224ZM44 224V223H43ZM116 224V223H115ZM118 224V223H117ZM124 224H126V223H124ZM123 224V225H124ZM139 224H140V226H139ZM150 224V223H149ZM229 224V223H228ZM97 225V227H98V224H96ZM120 225H122V224H120ZM145 225V224H144ZM151 225V224H150ZM165 225V224H164ZM174 225V224H173ZM172 225V226H173ZM177 225V224H176ZM222 225V224H221ZM30 226H32L31 224H30ZM114 226V225H113ZM129 226V225H128ZM170 226V225H169ZM244 226V225H243ZM6 227V228H5ZM120 227H122V226H120ZM156 227V226H155ZM217 227V228H216ZM242 227V226H241ZM240 227V228H241ZM18 228V227H17ZM123 228V227H122ZM177 228V227H176ZM195 228V227H194ZM243 228V227H242ZM246 228V229H247ZM28 229V228H27ZM121 229V228H120ZM120 229H118L119 231H121ZM128 229H130V228H128ZM127 229V231H125V232H129V230ZM148 229H149V227H148ZM148 229H147V232H148ZM237 229V228H236ZM236 229H234V230H236ZM244 229V228H243ZM242 229V230H243ZM17 230V229H16ZM25 230V229H24ZM30 230V229H29ZM70 230V229H69ZM126 230V229H125ZM198 230V229H197ZM4 231V232H3ZM25 231H27V230H25ZM24 231V232H25ZM77 231H80V232H82L83 233V235H85V237H87V238H89V242H88V244L85 242L84 243V252L86 253V254H88V255H93L94 253L93 252H95L96 250H98L99 249V247H101L100 245V242H99V234L97 235V234H94V235H91V233L92 232H88V229H86V228H84V227H80L79 229H77ZM123 231H124V229H123ZM123 231H121V233H123ZM150 231V230H149ZM153 231V230H152ZM155 231V230H154ZM237 232H238V230H236ZM240 231H241V229H240ZM145 232V231H144ZM151 232V231H150ZM243 232V231H242ZM81 233V234H82ZM120 233V234H121ZM216 233H218V232H216ZM3 236H2V235ZM128 234H130V232L128 233ZM134 234V233H133ZM136 234H139V233H136ZM144 234V233H143ZM150 234V233H149ZM105 235V236H104ZM122 235V234H121ZM131 235V234H130ZM144 235H146V234H144ZM244 235V234H243ZM30 236V235H29ZM82 236V235H81ZM126 236V235H125ZM135 236H137V235H135ZM141 236V235H140ZM239 238H238V237ZM84 237V236H83ZM84 237V238H85ZM247 237V236H246ZM54 238V237H53ZM52 238V239H53ZM125 238V237H124ZM241 238V239H240ZM7 239H8V241H7ZM26 239H29V238H26ZM30 239H31V237H30ZM83 239V238H82ZM209 239V238H208ZM5 240L7 241V242H5ZM85 240V239H84ZM140 240V239H139ZM30 241V240H29ZM36 241V240H35ZM35 241H32V243L33 242H35ZM38 241V240H37ZM36 241V242H37ZM2 242H4V243H2ZM137 242V243H136ZM123 243V244H122ZM142 243V242H141ZM35 244V243H34ZM79 244V243H78ZM87 244V245H86ZM120 244H122V245H120ZM140 243H138V245H139ZM196 244V243H195ZM198 244V243H197ZM196 244V245H197ZM44 245V244H43ZM86 245V246H85ZM112 245V244H111ZM137 245V246H138ZM144 245V244H143ZM25 246V245H24ZM32 246H34V245H32ZM45 246V245H44ZM22 247V246H21ZM57 247V246H56ZM54 248V247H53ZM138 247H136V250H139L140 249V247H139V249H137ZM31 249V248H30ZM114 249V248H113ZM175 249V248H174ZM178 249V248H177ZM181 249H183V248H181ZM53 250V249H52ZM51 249H46V250H44L45 251V255L44 256H46V263L45 264H58V261L56 262V260H58L57 258H55V254H54V251H52ZM120 250H121V248H120ZM124 250V249H123ZM153 250H157V249H153ZM55 251H57V250H55ZM7 252V251H6ZM135 252V251H134ZM150 252V251H149ZM153 252V251H152ZM155 252V251H154ZM174 252V253H175ZM114 253H115V250H114ZM119 253H121V255H122V253L124 254L125 252H119ZM119 253H118V256H119ZM129 253V252H128ZM187 253V252H186ZM25 254V253H24ZM44 254V253H43ZM57 254V253H56ZM134 254V253H133ZM154 254V253H153ZM163 254V253H162ZM167 254H169V255H167ZM55 255V256H54ZM96 255V254H95ZM120 255V256H121ZM25 256H27V255H25ZM97 256V255H96ZM95 256V257H96ZM114 256H116V255H114ZM0 262H1V260H3L2 259V256L0 255ZM43 257H42V259H43ZM98 257V256H97ZM97 257H96V259H97ZM122 257V256H121ZM125 257V256H124ZM136 257V258H135ZM19 260L21 259V261H23V257H21V258H19V257H17ZM92 258H93V256H92ZM27 259V258H26ZM30 258H28V260H29ZM32 259V258H31ZM41 258H40V260H42ZM121 259V258H120ZM131 259V258H130ZM6 260V259H5ZM15 260V259H14ZM98 260V259H97ZM96 260V261H97ZM11 260H9V262H10ZM21 261H16V262H14L15 264L16 263H19V264H22L21 263ZM29 261H31V260H29ZM28 261V262H29ZM32 261H33V263H35L36 261L35 260H33L32 259ZM32 261L30 262V263H28V264H33L32 263ZM2 262H4V261H2ZM6 262H7V260H6ZM8 262V263H9ZM43 262H45V261H43ZM43 262L41 263V262H38L39 264H43ZM101 262V261H100ZM130 262V261H129ZM8 263H6V264H8ZM12 263H13V261H12ZM13 263V264H14ZM27 263V262H26ZM3 264V263H2ZM11 264V263H10ZM66 264V263H65Z\"/></svg>", "mask_w": 264, "mask_h": 264}]
</instances>
